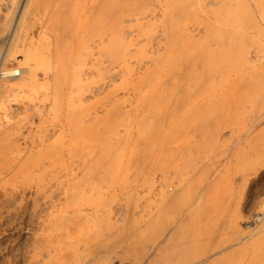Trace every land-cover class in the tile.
<instances>
[{
    "label": "rangeland",
    "instance_id": "1",
    "mask_svg": "<svg viewBox=\"0 0 264 264\" xmlns=\"http://www.w3.org/2000/svg\"><path fill=\"white\" fill-rule=\"evenodd\" d=\"M6 1H7L6 2V4H7L8 0H6ZM140 1L142 2V4H144L143 1H146V0H143V1L142 0H138V13L140 12L139 13L140 15L138 14V16H137L138 25H136L135 23L134 24H129L132 27H134L136 25L135 26L136 29L135 28H131L132 29L131 30L132 31L131 34H132L134 43H135V41H136V43L138 42V46L139 47H142V45H143V48H144L149 43V41L147 42V39L150 40V36L148 38H146L147 31H148V33L152 34L151 37L154 36L153 35L154 33H152V32H155L156 36L152 37V38L156 37L155 39H157V36L160 35V33H161V35L165 34V31L164 30L161 31L162 29H160L161 28L160 26H162V24H160V23L161 22L163 23V21H164L165 23H167V25H169L168 22H170L172 20L171 23H170V24H172V22H174L173 19H174L175 15L177 16V17H175V19H177L176 26L178 25L176 30L179 32L178 28H180V30L181 29L183 30L186 27L187 28L184 29V31L182 33L179 32L180 35H175L174 36V37L179 36V39L177 38V40H176V38L173 37L175 32H172L171 30L170 31L172 32L173 35L171 34L170 31H168V30L167 31L170 32V34L173 37V39L170 37V34L167 31H166L167 34H165V35H168L167 37H170L171 40H169L170 38H166V36L164 37V35H162L163 37L162 36L161 37L158 36V37H160L162 39L164 38L165 40H161L159 38L156 41L155 39H152L153 42H152V40L150 41L151 42L150 44L152 46L149 44V47L146 46L147 48H145V49H148V50H149V48H151L150 52L152 53V56H151V53H150V55L148 54V56L146 58L145 57L141 58L142 56L141 57L139 56L143 60L139 59V57H138V64H137V62H135L136 64L135 63L133 64V68H134L133 71L134 72L132 73V76L133 77L135 76V78H138V86H139L138 90L140 89V91H138V92H140V93H138V106L135 105V103L137 102V100H136L137 97L134 94H132V91L130 92V90L127 91L126 89H122L123 84H122V80H121L120 75L119 76H115V75L112 74L113 76H115V78L112 79V80H108L107 79L108 81H106V78H102V77L100 78L99 73L96 72L97 70H94L95 73L91 71V73H93L94 75L89 73V72L86 73V75L89 76V78L92 77V76H90V74L93 75V78L90 79L91 81L92 80L93 81L91 82L88 79L87 80L88 83L86 84V87H84V89H85L84 91H86L88 89V91H87L88 93L86 92V96L85 97L89 98L90 97L89 95L91 94V97H90L91 98L90 99L91 103H89V101H86L85 102V106H83V107H89L90 108L92 106L91 107L92 109H89V108H85V109L93 110V112L90 111L92 116L94 115L92 118L97 116L96 119L94 118V120H92L90 122V124L94 123V125L92 124L93 126L92 125H90V126H92L93 128H95V127L98 128L97 130L100 133L97 131L95 133L96 136H98L99 139L101 138L102 141L103 140L106 141V142H102L101 143L102 147L105 146L108 143V141H111L110 143L115 144L114 145L115 149H114L113 152H111L113 158L111 156H110L111 158L106 156V158L104 157V159H102L101 156L103 154H105V150H107V148L106 149H104V148L106 146L101 148V149H99L100 146H101L100 144H99V146L95 147V146H92L91 144L87 143L85 145V148H86L85 149V148H83V146L80 145L81 144L80 143L76 147V142H77V144L79 143V141L81 142V140L83 142V139L80 140L79 139L80 135L77 134V136H76V133L74 135L72 134V132L70 134H68V131L70 129L67 128V127H69L71 129H73L72 128L73 126L72 127L70 126L71 125V120L69 119L70 120L69 121L67 119L70 118L69 115L71 114V113L69 114V112H71V111H69V110H71V108H68V107H70V105H69L70 101H71L70 97L73 96V99H77V97L74 96V95H76L75 90L77 88L74 87V90H73V88L71 86V83H73L72 76L74 77L73 73H75V68L78 67L77 63L75 62L76 58H78L77 54H75V53L73 55L68 54V53H70L69 52L70 51L69 50L70 47L68 48L67 46L71 45L70 38L75 39V40L77 39L76 38V36H77L76 34H78L77 33L78 29L76 27V25H78L77 23H81L82 22L84 24V22L83 21L80 22V20H77V18L75 17L76 18V19H74L75 20V25L72 24L73 28H68L66 25H68L69 23L66 24V23H64L65 20L63 21V20H61V18H59V16H61V15L58 16V13L60 11L57 9L58 7L56 5H54V8H55V6L57 8H55L54 11H51V10L54 9L53 8V4L56 3V2H53V0H51V1L40 0L39 1L40 3L38 5H36V6H34L33 11H32V16H31V19H30L31 21L28 22L25 32L27 34L26 43L28 44L32 40L34 46L35 47L38 46L36 48H37V50L39 52V55L41 54L40 55V59L42 57V60H40L41 61L40 62V66H42V67H40V69L37 70L38 71L37 72L38 73L37 81L39 83L42 82V83H40L41 86H39L38 82L36 81L35 83L38 86V88L37 87H33L34 83H32L29 86L30 89L28 87L29 91L26 88L24 91H22V93L10 94L8 92V94L7 93L3 94L4 98H1L2 96H0V98H1L0 100L4 101V103L2 101V103L4 105H2V103H1V106H0V120H1L0 121L1 122L0 123V125H1L0 134L2 133L4 135V136L1 135L2 137L0 136V138H1V141H0L1 142L0 146L1 147L0 148L1 149L6 148V147L2 146V144L5 143L4 141L7 140V137H10L11 142H12V137L10 136L11 134L13 136V143H15L14 141H16V139H19V141L17 140L16 143H17V145H19V143L21 142L20 146H17V145L16 146L17 147H23V151H22V148H19L21 150L18 149L21 152V154L18 151L17 152L19 154L15 151L16 154H18V159L19 160L17 159L16 154L13 151V150H15V147L13 149V146H9V145H11V142L9 141L10 139H8L6 141V145L5 146H7V148H8V146L10 148L12 147V149H10V148L9 149L11 150V153H12V151H13V153L11 154L10 151L7 153L6 152V151H8L7 148H6V150H3L4 153L0 149V153L2 152L3 156L6 155V153H7L8 157L10 156V158L12 160V161L9 160L10 162L6 163V164H9V166H10L9 167L7 165L8 166L7 167V166H5V163L2 164L3 163L2 161L5 162V160H8L9 158L7 157V159H6V156L3 157L0 154V156H1L0 157V162H2L1 166L3 167V165H4V168L6 169V171L4 169L3 171H5V172H3L1 170L2 168L0 166V176L3 175L4 173H6V175H7L8 171L10 169V172L7 175L9 178L5 174H4L3 178H2V176L0 177V181L2 180L0 182L1 183L0 184V231H2V229L5 230L7 228L8 229H10V228L11 229H15V231H13L14 232V236L15 235H16V237L19 236V238H21L22 241H21V239L18 240V237H17V241L14 244V246L9 248L10 250H12V249L14 250V249H17L19 246H21L22 242L26 243V241H27L26 244H30L28 240H30V242H32L31 240L34 239L33 235L36 236V235L40 234L41 231L44 230V229H39L42 226V223L38 222V220H37V219H39L40 216L41 217L42 216L45 217L46 215H50V214H53V215L56 214V216L64 214V215H68L69 216V213H71L70 215H73V213H76L78 211H79L78 213L81 212L82 215L86 216V215H89L91 213H95L94 212L95 209L93 207V203L96 200V202L94 203L95 206H96L97 202H98L97 204H99L100 201H97V199L100 198L104 203H106L107 208H109L111 210L110 211V221L112 220V222H110L111 223L110 226L112 225L111 226L112 229H107L106 228L107 226L106 227L104 226V228H106L105 231H107V233H105V231H104L103 235L105 236L107 234V235L111 236V233H114V231L116 230L115 233L117 232L116 233L117 235L115 234L114 236L117 239H112L114 237L113 234H112L113 237L108 236L111 239V240L109 239L108 242H107V239H108L107 236H105V237L102 236V238L100 237V239L98 238L97 240H93L92 239V241H94V243H97L98 240L102 239L101 241H103V240L106 239L105 243L110 244V246L108 245L109 247L112 246L111 249H113L115 251V253L114 252L113 253L110 252V254H112L110 256L111 258L110 257H106L105 258V260H107V259L109 260V258H110L109 261L107 260L108 264H117L119 259H120L119 262L122 261L124 256L127 255L129 252H131V250H134L135 248H137V249L139 248L141 253H139V251H138L139 249H138L137 252L133 251L132 255H131V253H129L130 255L128 254L126 256L127 257L126 259L130 258V261H131L132 264H139V263H141V264H144V263L145 264H152L150 262L146 263L145 261L146 260L147 261L148 260H151V261L155 260V256H153L154 255V253H153L154 252V248H153L154 245L153 244L155 243L154 240L156 238V232L158 230L156 229L157 227H155L156 225H154L151 220H152V217H153L154 212H155L154 211L155 210V205H154L155 204V199H154L155 196L154 195H155L156 192L154 190H151L152 192L148 191L149 190L148 189L149 186H147V184H146L147 182L143 183V181H147L148 179H150V180L154 179V177H155L156 180L160 179L162 171L160 170V166L159 165L157 166V162H156V159H158V157H157L158 153H160V152L162 153V150H163L164 152H169L171 154V151H172L173 154L171 155L170 161L173 163V165H172L171 175L170 176H171V179L173 181L170 180V182L172 184V189L176 191V194H175L176 197L174 198V200L176 199V201H174V204L177 205V206H173V210L171 209V211H170V212H172V214L170 213L171 216L170 215H168V217L165 216L167 219L165 218L166 220L163 221L164 226L162 224V226H163L162 229L164 230V232H165V230L169 231L168 234L167 233L164 234V238L165 239H166L167 235H168L167 239H168L169 235L170 236L173 235V234L174 235L171 236L172 242H170L171 244L169 243L168 247L169 246L170 247L167 248V251L165 250V252H163V254H162L163 257L162 256L157 257L158 261H159V264H162L163 261H164L163 262L164 264H166L167 262H169V264L170 263L173 264L174 261H176V260L179 261V259L182 260V262H183V261H185L187 259L186 256L187 257L190 256V258H189V260H190L191 259V253L194 252L193 255L195 253L196 254L200 253L201 248L204 247V246H205L203 248L204 250H202L201 252L205 251L206 248H207V251L210 252L212 250L213 246H215L217 244L216 241H219V240H221L223 238L224 239H231V241L234 244H237L238 242H242V238H243V243L244 244L243 243H241L242 245L238 244L236 249L232 250L226 256H224L225 259H223L224 257L223 258L215 257L218 260L217 264H244L245 262H246L245 264H249V263L250 264H259V263L260 264H264V244H263L264 236L263 235H259V236L254 237V234L253 235L251 234L252 230L254 228L253 227L254 223L251 222V220H253V219H251V218L253 216L252 214H255V212H256V208H255V205H254V202H255L254 193H256V191L258 189V186L262 187L261 185H263V181H264L263 175L264 174H261L260 176H258L257 181H254L253 177H250V178H252V180L250 182L244 181L245 176L249 174V172H250L249 169L251 168L250 160L252 158V155H251V150H250L251 148H250V145H249V141L251 140V138L254 136L255 133H258L260 135V137H259V141L260 142L264 141V120L259 122L255 126H253V123L255 122L256 117L259 114L258 112H262L261 109L264 108V106H263V104H264V84H263L264 83V78H263L264 77V13L263 12L264 11L262 9H260L261 7L260 8L258 7L259 5L256 6L255 3L254 4L251 3V5L248 4V6L250 5L249 8L252 11L249 9L248 11L245 10V12L242 11L240 15L238 14L239 18L241 17V15L243 17L242 21H243V24L245 26L243 25L244 27H242V29H244V31H243L244 35H241V38H240V35H239L234 40V36L232 34H234L235 30H236V23L234 21L237 18L236 17L237 15L234 13V10H233L234 9V4L236 3L235 0H189L188 2H187V0H185V1L183 0L184 2H182V1L177 2L179 6L178 7L176 6L177 8L173 9V10H172V8H174L173 4H175V2L172 4V6L169 5L170 7L169 6L167 7L166 5H164V4H166V2H165L166 0H163V1H157V0L148 1L147 0L148 3L145 2V5L147 4V6H146L147 8L145 6H143L144 7L143 9H145V10H142V12L140 10V8H142V6L141 7L139 6L140 5ZM176 1H178V0H176ZM262 2L264 3V0H262ZM36 3H37V0H35V4ZM6 4H5L4 1H0V8H2V9H0V11H4V7H5ZM163 6H164V8L166 6V9H164ZM51 7L53 9H51ZM147 9L149 11H147ZM170 9L173 11L172 13H176V14L172 15ZM164 10H165V12H164ZM168 10L170 12H168ZM55 11H57V13ZM143 11H146L145 14L143 13ZM154 11H155L156 15L154 14ZM250 11H251V13H250ZM147 12H148V14H146ZM166 12L170 13L173 17L170 16V15L169 16L172 17L173 19L172 18H171V20L168 19L169 16H168V13H166ZM52 13H56V14H52ZM152 13H153V16L151 15ZM165 13H166L165 19L167 18V20H170L168 22H167V20L165 21V19L163 20V18H164L163 16L165 15ZM60 14H62V13L60 12ZM158 14H160V15H158ZM161 14H164V15L162 16ZM49 15L51 16V18L49 17ZM72 15L74 17V14H71V17H70L72 19L71 22L73 21ZM67 16H68V18H67ZM67 16H66V18L70 19L69 15H67ZM159 16H161L162 19H161V17L159 18ZM56 17L59 18V19H57ZM242 17H241V19H242ZM66 18L64 17V19H66ZM152 18L155 19V20L157 19V22H159L158 25L154 24V25H157V26H154L155 29H153V25L149 24V23L152 24L154 22V20ZM239 18H237V20ZM62 19H63V17H62ZM59 20L61 22L62 21L63 22L61 23ZM150 20L153 21V22H151ZM178 20L179 21L181 20L182 22L180 21L181 22L180 23ZM194 20L196 22H194ZM201 20L203 22H205V23H215L217 25V27L219 26V28H222V29H224V31L228 32V33H225L224 39L219 42L220 46L222 44L227 45L229 43L231 45H233L234 44L233 42H236V45H238V47H240V51H242V50L244 51V53L242 51V57H240V59H243L245 62L243 60L241 61L239 59L238 67L234 65V67H232V69L229 71L231 66L228 64L229 61L227 62V64L229 65L228 66L225 63V60L227 59V57H231L234 51L231 52V50H229V51H225L224 50V53L221 54L220 57L221 56L226 57L225 60H224L225 64L223 63L224 65H226L225 66L226 69L224 68V70L218 71V73H221L223 75V77L227 75L229 79L227 80V78H226L227 76H226L225 77L226 79L224 78L226 82L218 81L212 87H209L208 84L203 83L204 81L202 79H204V76L200 75V73H203V72H201L203 67L201 68V66H199V62H197V61H200L199 57L202 56L201 59L204 57L203 53L205 51L206 43L207 44L211 43L210 42V37H208L209 35L208 34L206 35L205 32H203V30H202V26L200 24L202 22ZM183 21H185V23ZM146 23H148V24H146ZM165 23L163 24L164 27L162 26V28H164L166 30L167 26H165ZM60 24H63L64 26L60 25ZM144 24H145V26H144ZM189 24L191 25V27H192V25L193 26L195 25V26L193 28H191L190 26L188 27ZM146 26L148 27V29H146L145 37H143L142 36L143 34L141 35L143 30L141 31L140 27H142V29H145L144 27H146ZM149 26H152L151 29L153 31L149 32L151 30V29L149 30ZM169 26H168V29H171V28H169ZM199 26L201 27V29L197 28ZM251 26L253 28H250ZM74 28H75V30H72ZM158 28L160 30L159 33H158V31H159ZM172 28H173V26H172ZM70 29H71V31H69ZM191 29L194 30V31L192 32ZM186 30L187 31L189 30L188 31L189 35H187L188 33H187ZM70 32L71 33L75 32L76 36L74 35V33H73L74 36H71ZM190 33H192V34H190ZM63 34H64V36L66 34H68V35L70 34V36L67 35L68 37H70L69 39H68L67 36H65V38L67 37V39L69 41L63 37ZM229 34H231V37H229ZM5 36H6V33L3 32V31H0V39L4 38ZM190 36H193V37H190ZM136 37L138 39H136ZM62 38L65 39V40H63ZM251 38L253 40L250 41ZM236 39H239V40H236ZM66 40H67V42H66ZM141 41L143 42V44H142ZM31 42L29 44H32ZM66 43L67 44L70 43V44L67 45ZM136 43L134 45H136ZM158 43H159V46L157 45ZM202 43H203V45H202ZM178 45L182 49H180V47ZM193 45H194V47H193ZM139 47H138V49L140 51L138 50V53L141 52V49H142V48H139ZM177 47L179 48V50H178ZM190 47H193V48L189 49ZM238 47L235 46L236 49ZM134 48H136V47H134ZM197 48H199V49L201 48L200 49L201 51L199 49H198L199 50L198 51ZM186 50L188 51V53H187ZM192 50H194V52H198V55L196 54V56H194L195 54H194V52ZM167 51H168V53H166ZM66 52H68V53H66ZM158 52H159L160 55L158 54ZM182 52L185 53V54H183ZM66 54L69 55V56H67ZM161 54H162V56H161ZM188 54H190L191 57L194 54L193 56H194V58H196V60L194 59L196 61V65H193V63H194L193 61L194 60L191 62L192 65L190 64L191 60L188 61V59L191 58V57ZM158 55H159V57H164V58L166 57L165 63L169 67L166 64H165L166 66H162L163 63L160 62L161 63L160 64V63H157L156 61H154L155 59L158 60V62L160 61V59H158L159 58ZM17 56H19V57H17V59H21L20 58V54H18ZM63 56H65V57H63ZM68 57H70V58H68ZM150 58L152 60H149ZM164 58H161V60L162 59L164 60ZM174 58H176L175 59L176 62L174 61L175 63L173 62ZM183 58H185V60ZM198 58H199V60H197ZM144 59H147V62L151 66V69H150V66L148 65V63L146 62V60H144ZM65 61L69 65V71L68 72H70V73H68L67 76L72 78V79L69 78L70 82H68L69 79L67 78V80L65 82L66 84H64L65 86L63 88L60 86V88H62V90L61 89L57 90V88L59 87L58 86L59 84L55 87V85H56L55 83H57V82L54 81L56 79H52V78L56 77L57 74L55 76H54V74L56 73L55 71L57 69L60 72V66ZM152 61L154 62V64H152L153 63ZM155 63H157V66L160 64L159 69L157 68L158 71L156 70L157 72L153 70L156 67ZM200 63L202 64V61ZM16 64L18 65L19 63L18 62L17 63L16 62H11L8 65H9L10 68H14V67H17ZM239 64L241 65V67L239 66ZM152 65H154V66H152ZM189 65H191V66H189ZM180 66H181V68H180ZM192 66H194L196 68L199 67L198 68L199 71L197 69L194 70ZM144 67H145V69H144ZM239 67L241 69H239V71H238ZM46 68L48 69V72H49L50 76L47 74L48 72L46 71L47 70ZM147 68H148V70H147ZM160 68H161V70H160ZM233 68H236V69H233ZM149 69L151 70V72L156 73V74H154V75H156V77L153 76V79L156 78V81L154 80L155 83L152 82V84L153 83L155 84V85L153 84L154 85V89H155V91H154L155 94L153 93L154 89L150 90V86H149L150 84L149 83H143L145 81L144 79H146L145 77L147 76V74L152 75L151 72L149 71ZM170 69H172V70L170 71ZM189 69H190V71H189ZM118 70H121V68L118 69ZM159 70L161 71V73H160ZM232 70H234L233 74H232ZM146 71H148V73ZM85 72L86 71H83V73H85ZM43 73H45V75ZM81 73L82 72H80V74ZM96 73H98V75ZM186 73L188 75V78H187ZM81 75L84 76L85 74H81ZM86 75H85V78H87ZM178 75L181 76L182 78L179 77ZM236 75L241 76V78L243 77L245 83L248 84V85H246L244 83L243 86H242L243 89L245 88L246 90L243 91L242 89H240L244 93L243 94L242 92H240V93H242L240 95L242 99L238 97L240 93H236V92H239L238 91L239 87L237 86V90H234L233 87H232V86H234L235 83H233V81H231V80L233 79V77H236V78L233 79L235 81V79H237V77H238ZM262 75H263V77H262ZM39 76L40 77L42 76V77L40 78ZM139 76H141V78ZM229 76L232 77V78H230ZM47 77H48V79H46ZM250 77H251V79H250ZM238 78H240V77H238ZM255 78H256V81H255ZM168 79L169 80L171 79L170 83H168ZM174 79H176V80H174ZM246 79L248 80V82H247ZM46 80H47V82H44ZM181 80H183V81H181ZM103 81H106V82L104 83ZM258 81H259V83H258ZM140 82H142V83H140ZM177 82H178V84H176ZM231 82L233 84L232 86H231ZM47 83H49V84H47ZM160 83H161V85H160ZM105 84H106V86L107 85L111 86L110 87L111 91L114 90V87H118V90L120 88V90L119 91L117 90L115 92V94H117V96H118L117 98H119L120 101L122 102V108H123L122 111L124 113H126V111H127L126 114H127V116L130 117L129 118L130 120L128 121L129 122L128 124H129V127H131L130 128L131 129V136H130L128 141H127L128 138L124 139V141H123V138L125 137L124 130H123V129H125L124 126H118L117 123L115 122L116 124L114 123L115 125L113 127L114 128L117 127V129H114L112 131V133H110V134L106 132L108 134L107 137H106L105 136L106 134H104L105 131H103V129H104L103 125H99L98 124V122H100L99 118L100 119L103 118V112L102 111H104L103 108H104V104H105L103 101L105 100V96L107 94V93L105 94L104 91L107 90V92H108L110 90L109 87L105 86ZM204 84H206V85H204ZM141 85H143L144 87L141 86ZM188 85H190V87ZM249 85H251V86H249ZM31 86L33 87V89H35V88H37V89L32 91V89H31L32 87ZM167 86H168V89H167ZM43 87H44V89H43ZM89 88H91L90 89L91 92H89L90 91ZM100 88L101 89L104 88V89L101 91ZM160 88H161V90H159ZM156 89H158L159 91L156 90ZM176 89L177 90L180 89V90L177 91ZM52 90L53 91L57 90L58 93L60 91L59 95L56 94L57 91H55L56 93L55 92L52 93L53 92ZM98 90L101 91L100 93H102V92L103 93L102 94H98L99 93ZM124 90H126V91H124ZM143 91L145 92V97L143 95L144 94ZM249 92H250V94H249ZM195 93H196V95H195ZM95 94H96V96H95ZM146 94H148V95H146ZM235 94H238V96H237L238 98H236ZM92 95H94V96H92ZM152 95H153L154 98L151 97ZM177 95H179L180 97L179 96L177 97ZM245 95L247 97H249L251 102L256 101L254 103L258 107L255 106L256 108L253 109L252 107H254V106L252 105V103L249 102V99ZM11 96H13V97H11ZM57 96L58 97L60 96V97L58 98ZM61 96H62V98H61ZM242 96H244V97H242ZM55 97H56V99H55ZM85 97H84V99H85ZM135 97H136V99H135ZM149 97L153 98L152 105L150 104V105H145L144 106V103H145L144 100L146 98H149ZM9 98H10L11 101H13V103L10 102ZM57 98L59 100L63 99L61 101L58 100L59 103L62 102L60 107H58L59 105L58 106L56 105L58 103H55ZM123 98H125V99H123ZM164 98H166V99H164ZM6 99L8 100V103H7ZM162 99H163V102L161 103ZM177 99H179V102H178ZM214 100H218V102L219 101H223L226 104L227 107L223 103L224 105H221L222 108H219V107H221L219 105L222 104V102H219L220 104H218L217 110L221 109V111L219 110L220 114L222 113L221 115L219 114L221 116V118L218 119V120L209 121L207 124H209L212 127H219L220 130L223 129L224 132H223L222 135H224L223 136L224 138L225 137L229 138V136L231 135L233 137V141L237 140L238 145L235 148V150H233L231 152H228V151H225V152L213 151V147L215 146V141H216L217 135L212 140V151H213L212 152L211 151V140L209 138V135H206V136L203 135V125L201 124L202 123V119H203V115H204L203 114L204 111L202 109L203 108V104L205 106L206 103H208V102L211 103ZM233 100H235V101L233 102ZM257 100L259 101L258 102L259 104H257ZM73 101H75V100H73ZM235 102H236V104H233ZM180 103H182V104H180ZM261 103H263V104H261ZM83 104L84 103H81L80 106H82ZM90 104H91V106H89ZM154 104H155V106H154ZM170 104H172V105L170 106ZM78 105H77V108H80V107H78ZM147 106H149L148 109H147ZM174 106H175V108H173ZM259 106H261L260 109H259ZM8 107H9V111H10V116L9 117L6 116V114H5V112L8 110ZM10 107H13V108H11L13 110V112L10 109ZM39 107H41V108H39ZM15 108L18 109V112L16 111ZM136 108H138V109H136ZM154 108H156V109H154ZM27 109H29V110H27ZM81 109H83V110H81ZM85 109L82 108V107L80 108L81 111H84ZM190 109H191V111H190ZM255 109H257V110H255ZM24 110H25V112H24ZM60 110H62V111H60ZM87 110H85V111H87ZM137 110H139V111H137ZM142 110H144V112ZM154 110H155V112H153ZM166 110L169 111V113ZM59 111H60V113H59ZM67 111H68V118H67V115H66ZM149 111L151 113H149ZM230 111H231V113H230ZM63 112H64V114H63ZM136 112H138V114H139V116H138L139 119L141 117H143V116H145L146 118L150 117V118H153L155 120L158 119V118H160L159 120L162 119L161 121L164 122V124L162 122V124H163L162 131L163 130L164 131H163V133L161 131V133H159V136L154 138L156 141H154V139H153L151 141H148L149 142L148 144H146L147 142H142L141 146H140V143H139V147H141L142 149H140V148L138 149L139 151L141 150V152H139L138 155H140L141 153H142V155H140V156H131L132 154H130V153L133 150L132 148L134 147V144L136 143V140L138 141V137H136L137 136L136 135L137 134L136 126L138 124V121H136V117H135L137 115ZM201 112H202V114H201ZM157 113H159V114H157ZM213 113H212V115H213ZM225 114H227V115H225ZM165 115H167V116H165ZM65 116H66V118H65ZM186 116H188V117H186ZM198 116H199V118H198ZM156 117H158V118H156ZM193 117H195L196 119L193 118ZM42 118H43V120H45L44 124L46 122L45 126L40 124L43 121V120H41ZM7 120L10 121V122H8ZM40 120H41V122H40ZM62 121H63V123H61ZM161 121H159L160 124H161ZM32 122L34 124H36V125H33ZM167 122H168V124H167ZM184 122H185V124H184ZM67 123L69 124V126H67L68 125ZM62 124H66V125H63V127H62ZM178 124H180V125H178ZM38 125L39 126L41 125L42 128H40V129H42L41 130V131H43L42 133H40L41 131H40ZM97 125H99L100 128ZM187 125H188L189 128L187 127ZM111 126H110V128H111ZM164 126H165V128H164ZM32 127H33V130H32ZM45 127H47V128H45ZM57 127L58 128L61 127L59 131H58ZM66 128L68 129L67 132L65 131V130H67ZM101 128H103V129H101ZM36 129H38V130L36 131ZM61 129L62 130L65 129L63 131L67 135L66 136L64 135L66 138L63 136V140H66L65 142H63V140H61L59 142L65 143L67 146L65 144H63V148L64 149H62L61 151H59V149H57V150L51 149V151L49 150V153L47 152V154H46V152H44L45 155L43 156V159H42V162H41V167H40L41 169L38 168V163L35 160V157L37 156L36 152L37 151L39 152V149H40V151H42V149L44 150L46 145L48 144V146H49L50 145L49 143H51L50 141L53 138L57 137V136L54 137L53 135H52L53 136L52 137L50 134H54L55 135V133L56 134L58 133L57 135H59V137H61L62 133H61V135L59 134ZM13 130H14V132L16 134H18V136L16 134L13 135L14 134V132H12ZM54 130H56V131H54ZM115 130L118 131V132H116ZM107 131H108V129H107ZM7 132H8V134L9 133H11V134L8 135ZM64 132H63V134H64ZM173 132H174V134H173ZM113 133H115V134H113ZM164 133H165V135H164ZM48 135H50V136H48ZM110 135H113V136H110ZM5 137H6V140L3 139ZM14 137H16V139ZM43 137H45L46 140H44ZM71 137H75V138H71ZM171 137H173V138H171ZM224 138H223V140H224ZM228 138H225V139H228ZM47 139L48 140L50 139L49 142H48ZM71 139H73V140H71ZM96 139H97V137H96ZM70 140L72 141L71 143H70ZM164 140H166L167 142L165 141V143H164ZM182 140H184V141L182 142ZM45 141L47 142V144H45L46 143ZM52 141H54V139ZM37 142L38 143L40 142V143L38 144ZM7 143L8 144L10 143V144L8 145ZM13 143H12V145L15 146L16 143L15 144H13ZM74 143H75V145H74ZM154 143H156V144H154ZM207 143H208V145L210 147V149H208V150L205 147V145ZM21 144H22V146H21ZM52 144H55V143H51V145ZM123 144H124V146H122ZM137 144H138V142H137ZM144 144H146V145H144ZM152 144H154V145H152ZM25 145H26V147H25ZM82 145H84V144H82ZM89 145L91 146L90 148H89ZM234 145L235 144H233L231 146H234ZM58 146H60V144ZM70 146H72V147H70ZM129 146H131L130 147L131 150H129ZM119 147H121V148H119ZM124 147H126V149ZM161 147L163 148L162 150H161ZM24 148H26V149L24 150ZM36 148H37V150H36ZM47 148L48 147H46V150H47ZM71 148H73V150ZM80 148L81 149L83 148L84 150L83 149L81 150ZM149 148L152 149V150H150ZM52 150H53V152H52ZM91 150H93V151H91ZM116 150H117V152H116ZM180 150H181V152H180ZM219 152H221V153H219ZM215 154H216V156H215ZM34 155H35V157L33 158L32 156H34ZM86 155H87L88 158L86 157ZM120 155H121L122 159L125 158L124 162L122 161L124 163V166L121 168L122 172L123 171L125 172V170H126V172L128 174L127 173H122L120 168H117V166L115 165V163L113 161V159H116L117 156L119 157ZM84 156H85V158H84ZM2 157L5 160L4 159L2 160ZM99 158L102 159L101 160L102 162L99 161L97 163ZM86 159H88V160H86ZM119 159H120V157H119ZM173 159L175 160V162H174ZM204 159H206V160L204 161ZM166 160H168V159L166 158ZM166 160H164V161H166ZM11 162H12V164H11ZM89 162H90V164H89ZM94 162H96V163H94ZM24 163H27V164H24ZM123 163H122V165H123ZM135 163H136V165H135ZM19 164H22V165H19ZM23 165H25V167ZM82 165L84 166L83 168H82ZM87 165H88V167H86ZM89 166L91 168L93 167V169L91 170V168H89ZM19 168H22V169H19ZM212 170L214 172H212ZM219 170H221V171H219ZM1 172H2V174H1ZM106 172L108 174H106ZM112 172H113V174H112ZM135 172H136V174H135ZM121 174H122V176H121ZM123 174H126V175H124V179L125 180L123 179ZM211 174H212V176H211ZM84 175H86V176H84ZM89 175H91V176H89ZM216 175H217V178H215V183H214V179L213 178L216 177ZM121 177H122V179H121ZM6 178H8V179L6 180ZM209 178H211L213 180V184H212L211 187H210V185H211L212 182L209 181L210 180ZM216 179H218V180H216ZM94 181H96V182H94ZM89 182H90L91 185L89 184ZM190 182L193 183V184H191ZM124 183H125V185H124ZM173 183H174V185H173ZM83 185L85 187H83ZM207 185H209L210 188ZM74 187H75V189H74ZM80 187H81V189H80ZM206 187H208L209 189L206 188ZM204 189H206V190H204ZM209 190H211V191H209ZM147 191H148L149 194L147 193ZM175 191H173V192H175ZM206 191H208V192H206ZM99 192H100V194H98ZM83 193H84V195H83ZM73 195H74V197H73ZM198 195H199V197H198ZM206 195H207V197H206ZM95 196L97 198H94ZM136 197H138V198H136ZM194 198H196L195 200H197V201L194 200L195 203L192 200ZM201 198L203 199V201H202ZM88 199H90V200L88 201ZM136 200H137V203H136ZM138 200H139V202H138ZM206 200H207V202H206ZM92 201H93V203H92ZM153 201H154V203H153ZM201 201L205 202V203H202ZM89 202H90V204H89ZM177 202H178V204H177ZM190 204H192L193 207H196V204H197L198 205L197 208L202 206L201 212L197 211L198 215H199V218L196 217L197 214H194V213H196V210H198V209L194 208L196 210H193V207ZM190 206L192 208H190ZM64 211H66V212H64ZM188 212H189V214H188ZM111 213H112V215H111ZM151 214H153V215H151ZM236 214L239 215V216H237ZM98 215L106 216L104 212H101V214H98ZM187 215H190V217L192 218V220L194 222L190 221V220H188V221H190V223L187 222V219H185V218H187L186 217ZM201 215H202V217H201ZM21 216L23 217V219H22ZM111 216H113V217H111ZM131 216L132 217L134 216V217L132 218ZM234 216L235 217H240V218H237L238 219L237 223H236L237 225H235V219H234L235 217ZM28 217H29V219H28ZM125 217H126V219H125ZM121 218H123V219L121 220ZM149 218H150V220H149ZM181 218L183 219V221H185V220L186 221L185 222L182 221V225L180 227L181 229L175 228V230H174V226H173L174 222L175 223L178 222V220L181 219ZM188 218H189V216H188ZM145 219H146L147 222L145 221ZM256 219L257 218H255L253 221H255ZM29 220H31V221H29ZM136 220H139V221H137V223H134ZM19 221H21V222H19ZM114 221H115V223H114ZM132 221H134V222H132ZM118 222H119V224H118ZM123 222H124V224H123ZM138 222L140 223V226L142 225L141 226L142 228H140V226L138 225ZM144 222H146V223H144ZM148 222L150 223V225H149ZM164 222L166 223V225H165ZM24 223L27 225V226H24L26 229H20V230H22V231H20L17 227L19 225L20 226L23 225ZM141 223H143V224H141ZM183 223H185V224L183 225ZM48 224L49 223H47V225ZM133 224L134 225H138V227L134 226V228H135L134 230L132 229L133 227H131V226H133ZM151 224H153V225H151ZM169 224H171V226H169ZM186 224H188V226ZM118 225H119V227H117ZM147 225H149V226L147 227ZM251 225H253V226H251ZM126 226H127V230L124 229V228H126ZM145 226L147 227V229H146ZM150 226H151V228H150ZM233 226H236V227H233ZM113 227H114V231H113ZM136 229H139L140 231L136 230ZM141 229H143V230H141ZM167 229H169V230H167ZM176 229L177 230L179 229V230L177 231ZM110 230H112V231H110ZM129 230H131V231H129ZM135 230H136V232H135ZM108 231H110L111 233H109ZM138 231L139 232L142 231V233L140 234ZM143 231H146V232L144 233ZM240 231H241L242 234L240 233ZM18 232L20 234H18ZM128 232H131V233H128ZM235 232H236V234H235ZM43 233H45V232H43ZM118 233H119V235H118ZM133 234L135 236H133ZM119 236L122 237V238H120ZM123 236H125V238ZM251 236H253L254 239L253 238L250 239L249 237H251ZM128 237H130V238H128ZM172 237H173V239H172ZM261 237H262L263 241H259ZM103 238H105V239H103ZM118 238H120V239L118 240ZM131 238L135 239V241L132 240ZM124 239H125V241H124ZM130 239H131V241H130ZM112 240L113 241L117 240V241H115L116 245L118 244L117 246H115L116 248L113 246L115 243ZM137 240H138V243H137ZM184 240H186V241H184ZM255 240H256V242H255ZM123 241H124V243H123ZM128 241H130V242L129 243H125V242H128ZM244 241H246V242H244ZM252 241H254L255 243L252 242ZM100 242H98V243H100ZM110 242H112V243H110ZM135 244L136 245L138 244L137 245L138 247H136ZM119 245H120V248H118ZM130 245H132L133 248L130 247ZM0 246H1L0 248H2V247L6 248L8 245H6V246L3 245L2 246V244H1ZM125 247H127L126 250L127 249L128 250L131 249V250H129V252L127 250L126 251L127 253H126L125 252ZM111 249H110V251H111ZM142 249L145 250V251H143ZM123 250H124V252H123ZM120 251H122V252H120ZM134 253L136 255L139 254L140 256L138 255V257H137L136 255H134ZM120 254L124 255V256L122 255L123 258L120 257ZM193 255H192V257H193ZM117 256H119V259H117L118 258ZM144 256L145 257L147 256L146 260L144 259L145 258ZM135 257H137L138 259H135ZM148 257H150L151 259L148 258ZM160 257H162L163 261L161 259L159 260ZM168 259L169 260L171 259L173 262L169 261ZM233 259H235V260H233ZM105 260H104V263L107 262ZM189 260H188V262H189ZM101 261L102 260H100L99 263H102ZM176 263H174V264H176ZM186 263H187V261H186ZM154 264H158V263H154Z\"/></svg>",
    "mask_w": 264,
    "mask_h": 264
},
{
    "label": "bare ground",
    "instance_id": "2",
    "mask_svg": "<svg viewBox=\"0 0 264 264\" xmlns=\"http://www.w3.org/2000/svg\"><path fill=\"white\" fill-rule=\"evenodd\" d=\"M0 1H4L5 2V4H6V0H0ZM40 1V0H39ZM38 0H37V3L35 4V0H8V3L5 5V7H4V11H0V31H3V32H5L6 33V36L4 37V38H2V39H0V96H2L1 98H4L3 96V94L5 93H7L8 94V92L10 93V94H13V93H22V91H24L26 88H27V90H28V87L32 84V83H34V86L33 87H37L38 88V86L36 85V81H37V75H38V69H40V67H42V66H40V60H42V57H41V59H40V55H39V52H38V50H37V48L36 47H38V46H34V44H33V41L31 42L32 44H27L26 43V36H27V34H26V32H25V30H26V27H27V24H28V22H30L31 20V16H32V11H33V8H34V6H36V5H38L40 2H39ZM48 1H51V0H48ZM143 1V0H142ZM148 1H150V0H148ZM148 1L146 0V1H143L144 2V4H142V2L140 1V7L142 6V8H140V10H141V12H142V10H145V9H143L144 7L143 6H147V4L145 5V2L146 3H148ZM151 1H153V0H151ZM155 1V0H154ZM157 1H163V0H157ZM179 1H182V2H184L183 0H178V1H176V0H166L165 2H166V4H164V5H166L167 7L169 6V5H171L172 6V4L175 2V4H173V7L174 8H172V10L173 9H176L179 5H178V3L177 2H179ZM189 0H187V2H188ZM236 1V3L234 4V13L237 15L236 17L237 18H239L238 16L241 14V12L242 11H244L245 12V10L246 11H248L250 8V5H251V3H255L256 4V6L257 5H259L258 7L260 8V9H262L263 11H264V3L262 2V0H235ZM53 2H56L55 4H53V8H54V5H56L55 6V8H57L62 14H60V12L58 13V16L59 15H61V16H59V18H61V20H65L64 21V23H66V24H68V25H66L68 28H73L72 27V24H74L75 25V20L74 19H76L77 18V20H80V22L81 21H83L84 22V24L82 23H77L78 25H76V27H77V29H78V31H77V33L78 34H76L75 32H73L74 33V35L76 36V40L75 39H72V38H70V37H68V36H70V34L68 35V34H66L65 36H67L68 37V39L70 38V43H71V45H69L70 43H66L67 45H69V46H67L68 48L70 47V53H68V52H66V53H68V54H71V55H73L74 53L75 54H77V56H78V58H76V63H77V65H78V67L77 68H75V73H73L74 74V77L72 76V78H73V83H71V86H72V88H73V90H74V87L75 88H77L76 90H75V93H76V95H74V96H76L77 97V99H73V96L72 97H70L71 99V101H70V107H68V108H71V110H69V111H71V112H69V117L70 118H68V111H67V113H66V115H67V120H71V127L73 128V129H71V128H69V127H67L68 129H70L69 131H68V129L67 130H65V129H63V130H65L66 132L68 131V134H70L71 132H72V134L74 135L75 133H76V136H77V134L78 135H80L78 138L81 140V139H83V142H82V140H81V142L79 141V143L77 144V142H76V147L80 144L81 146H83V148H85V145L88 143V144H91L92 146H95V147H97V146H99V144L101 145V143L102 142H106V141H102V139L100 138L99 139V137L98 136H96V132L98 131L97 129L98 128H93L92 126L94 125V123H92V124H90V122L92 121V120H94V118L96 119V117H94V118H92L93 116H92V114H91V112H93V110H89V109H92L91 107V104L89 105V106H91L90 108L89 107H83V106H85V102L86 101H89V103H91L90 101V97H91V94L89 95L90 97L89 98H87V97H85L86 96V92L88 91V89L86 90V91H84L85 89H84V87H86V84L88 83L87 82V80L89 79H91V78H93V73H91V71L92 72H94V70H97L96 72H98L99 73V75H100V78L102 77V78H106V81H108V80H112V79H114L115 78V76H119L120 75V77H121V80H122V84H123V86H122V89H126L127 91H129L130 90V92L132 91V94H134L136 97H137V99H136V97H135V99L137 100V102L135 103V105H137L138 106V93H140V92H138V91H140V89L138 90V78H135V76L133 77L132 76V73L134 72L133 71V64L135 63V62H137V64H138V57L140 56H142L141 58H146L147 56H148V54L150 55V50H151V48H149V50L148 49H145V48H147V47H149V44L151 43L150 41L152 40V39H155V38H152V37H154V36H156V33L155 32H152V33H154L153 35L154 36H152L151 37V35L152 34H150V33H148V31H147V36H146V38H148L149 36H150V40H148L147 39V42L149 41V43L143 48V45H142V47H139L138 46V42L136 43V41H135V43H136V45H134L135 43H134V40H133V37H132V29L131 28H135V26L136 25H138V18H137V16H138V14L140 13H138V0H53ZM49 3V2H48ZM142 4V5H141ZM248 4H250L249 6H248ZM47 5V4H46ZM175 5V6H174ZM166 6H165V8H164V6H163V8L164 9H166ZM177 6V7H176ZM2 7V6H1ZM170 7V6H169ZM52 7H51V9H53ZM55 8L53 9V10H51V11H54L55 10ZM147 8V7H146ZM0 9H2V8H0ZM171 10V9H170ZM171 10V13L173 12ZM251 10V9H250ZM147 11H149L148 9H147ZM167 11V10H166ZM175 11V10H174ZM252 11V10H251ZM251 11H250V13H251ZM56 13H57V11H55ZM145 12L146 11H143V13L145 14ZM164 12H165V10H164ZM163 12V13H164ZM168 12H170L169 10H168ZM168 12H166V13H168ZM56 13H52V14H56ZM166 13H165V15L164 14H161L164 18H163V20L165 19V16H166ZM247 13V12H246ZM264 13V12H263ZM71 14H74V17H73V15H72V18H73V23L71 22ZM143 14V15H144ZM146 14H148V12L146 13ZM154 14L156 15V13H155V11H154ZM173 14H176V13H172V15ZM239 14V15H238ZM67 15H69V18L70 19H67L68 18V16ZM140 15V14H139ZM142 15V14H141ZM152 16H153V13L151 14ZM154 15V16H155ZM158 15H160V14H158ZM172 16L170 13H168V16ZM178 15V14H177ZM55 16V15H54ZM57 16V17H58ZM66 16H67V18H66ZM145 16V15H144ZM167 16V17H168ZM169 16V18L168 19H170L171 20V18L173 17H170ZM179 16V15H178ZM49 17L51 18V16L49 15ZM56 17V18H57ZM62 17H63V19H62ZM64 17L68 20H66V19H64ZM76 17V18H75ZM161 16H159V18H160ZM175 17H177L176 15H175ZM175 17H174V19H173V21L174 22H172V24H170L171 23V21L170 20H167V18L165 19V21L167 20V22L168 21H170V22H168L169 23V25L171 26H173V28H172V26L170 27L169 25H167V23H165L164 21H163V23L161 22L160 24H162V26H163V24L165 23V26H167V28H166V30L164 29V28H162V26H160L161 28L160 29H162L161 31H165V34H167L166 33V31L168 30V31H172V32H175L174 33V35L172 34V32H171V34L173 35V37L175 36V35H180L179 34V32L180 33H182L183 31H184V29H186V28H184L183 30L181 29L180 30V28H178V30H179V32L176 30L177 29V26H176V23H177V19H175ZM241 17H242V15H241ZM241 17L237 20V18H236V20L234 21L235 23H236V30H235V33L234 34H232L233 36H234V40H235V38L237 37V36H239L240 35V38H241V35H244L243 34V31H244V29H242V27H244L245 25L243 24V17H242V19H241ZM54 18V17H53ZM59 18H57V19H59ZM155 18V17H154ZM157 18V17H156ZM197 18V17H196ZM153 19V18H152ZM151 19V20H152ZM158 19V18H157ZM157 19L155 20V19H153L154 20V22L156 21L157 22ZM161 19H162V17H161ZM179 19V18H178ZM181 19V18H180ZM241 19V20H240ZM150 20V21H151ZM176 20V21H175ZM60 21V20H59ZM62 21V22H63ZM159 21V20H158ZM179 21V20H178ZM181 21V20H180ZM179 21V22H180ZM186 21V20H185ZM185 21H183L184 23H185ZM202 21V20H201ZM242 21V22H241ZM61 22V21H60ZM61 22V23H62ZM78 22V21H77ZM133 22V23H132ZM142 22V21H141ZM146 22V21H145ZM151 22H153V21H151ZM149 23L150 25H153V29H155L154 28V26H157L158 25V23L159 22H155V23ZM182 22V21H181ZM180 22V23H181ZM194 22H196L195 20H194ZM240 22V23H239ZM56 23V22H55ZM136 24L134 27H132V26H130L129 24ZM148 23H146V24H148ZM57 24V23H56ZM154 24H157V25H154ZM187 24V23H186ZM185 24V25H186ZM191 24V23H190ZM188 25V27L190 26L191 27V25ZM193 24V23H192ZM201 24V26H202V30H203V32H205V34L207 35H209L208 37H210V44H207L206 43V47H205V51H204V53H203V60L201 59V57H199L200 58V61H197V62H199V66H201V68L203 67V69L201 70V72H203V73H200V75H202V76H204V79H202L204 82L203 83H206V84H208V86L209 87H212V86H214V84L216 83V82H218V81H224V82H226L225 81V79L227 78V80L229 79L228 78V76L226 77V76H224L223 77V75L221 74V73H218V71H221V70H224V68H225V66L226 65H224L225 63L227 64V62L229 61V65L231 66L230 67V69H229V71L232 69V67H234V65L235 66H237L238 67V62H239V59H240V57H242V51H240V47H238V45H236V42H233L234 44L233 45H231L230 43L229 44H227V45H224V44H222L221 46H220V44H219V42L220 41H222L223 39H224V37H225V33H228L227 31H224V29H222V28H219V26L217 27V25L215 24V23H205V22H201L200 23ZM199 24V25H200ZM60 25H63V24H60ZM70 25V26H69ZM142 25V24H141ZM180 25V24H179ZM184 25V24H183ZM198 25V24H197ZM244 25V26H243ZM64 26V25H63ZM144 26H145V24H144ZM148 26V25H147ZM144 27L145 29H142V27H140L141 28V31L143 30V32L141 33V35L143 36V37H145V33H146V29H148V27ZM168 26H169V28H171V29H168ZM176 28H175V27ZM195 26V25H194ZM193 25H192V27L191 28H193L194 27ZM138 27V26H137ZM164 27V26H163ZM182 27V26H181ZM248 27V26H247ZM139 28V29H140ZM152 28V26H149V30ZM197 28H200L201 29V27L199 26V27H197ZM250 28H253L252 26L250 27ZM67 29V28H66ZM76 29V30H77ZM136 29V28H135ZM173 29V30H172ZM189 29V28H188ZM196 29V28H195ZM72 30H75V28L74 29H72ZM158 30H159V28H158ZM177 32H176V31ZM227 30V29H226ZM246 30V29H245ZM65 31V30H64ZM63 31V32H64ZM69 31H71V29L69 30ZM151 31H153L152 29L149 31V32H151ZM167 31V32H168ZM187 31V30H186ZM189 31V30H188ZM188 31H187V33H188ZM191 31L193 32L194 30H192L191 29ZM198 31V30H197ZM201 31V30H200ZM199 31V32H200ZM62 32V33H63ZM157 32V31H156ZM160 32V30L158 31V33ZM170 32H168L169 34H170ZM202 32V31H201ZM71 33V32H70ZM73 33H71V36H74L73 35ZM138 33V32H137ZM164 33V32H163ZM178 33V34H177ZM186 33V32H185ZM65 34V33H64ZM64 34H63V37L65 38V36H64ZM150 34V35H149ZM165 34H162V35H164V37L166 36V38H172L173 39V37L171 36V34H170V37H167L168 35H165ZM190 34H192V33H190ZM134 35V34H133ZM158 35V34H157ZM161 35V33H160V35H158V36H162ZM187 35H189V33L187 34ZM157 36V39H155L156 41L160 38V37H158ZM67 37L65 38V39H67ZM142 37V38H143ZM163 37V36H162ZM190 37H193V36H190ZM229 37H231V34H229ZM248 37V36H247ZM171 38L169 39V40H171ZM174 38H176V40H177V38L179 39V36H176V37H174ZM63 39V38H62ZM65 39H63V40H65ZM67 39V40H68ZM135 39V38H134ZM136 39H138L137 37H136ZM141 39V38H140ZM161 40H165L164 38L162 39V38H160ZM191 39V38H190ZM193 39V38H192ZM67 40H66V42H67ZM168 40V39H167ZM166 40V41H167ZM236 40H239V39H236ZM251 40H253L252 38L250 39V41ZM69 41V40H68ZM249 41V40H248ZM65 42V41H64ZM142 42V41H141ZM146 42V41H145ZM146 42V43H147ZM152 42H153V40H152ZM180 42V41H179ZM194 42V41H193ZM192 42V43H193ZM63 43V42H62ZM157 43V42H156ZM191 43V44H192ZM142 44H143V42H142ZM155 44V43H154ZM181 44V43H180ZM197 44V43H196ZM151 45V44H150ZM158 46H159V43L157 44ZM202 45H203V43H202ZM152 46V45H151ZM179 46V45H178ZM182 46V45H181ZM190 46V45H189ZM235 46H237L238 48L236 49L235 48ZM258 46V45H257ZM134 47H136V48H134ZM138 47L139 48H142L141 49V52H139L138 53ZM156 47V46H155ZM173 47V46H172ZM176 47V46H175ZM180 47V46H179ZM183 47V46H182ZM193 47H194V45H193ZM193 47H190L189 49H191V48H193ZM134 48V49H133ZM178 48V47H177ZM67 49V48H66ZM180 49H182L181 47H180ZM188 49V50H189ZM199 48H197V50H198ZM201 49V48H200ZM199 49V50H200ZM257 49V48H256ZM153 50V49H152ZM158 50V49H157ZM161 50V49H160ZM178 50H179V48H178ZM198 50V51H199ZM224 50L225 51H229V50H231V52L232 51H234L233 52V54H232V56L231 57H227V59L225 60V58L226 57H224V56H221L220 57V55L221 54H223L224 53ZM67 51V50H66ZM140 51V50H139ZM169 51V50H168ZM168 51L166 52V53H168ZM187 51V50H186ZM193 52H194V50H192ZM191 51V52H192ZM201 51V50H200ZM157 52V51H156ZM163 52V51H162ZM181 53V52H180ZM183 53V52H182ZM187 53H188V51H187ZM243 53H244V51H243ZM18 54H20V58L21 59H17V57H19V56H17ZM140 54V55H139ZM158 54H159V52H158ZM165 54V53H164ZM183 54H185V53H183ZM191 54V53H190ZM190 54H188L189 56H190ZM195 54V55H194ZM194 56H196V54L198 55V52H194ZM200 54V53H199ZM67 55V54H66ZM160 55V54H159ZM159 55H158V57H159ZM167 55V54H166ZM165 55V56H166ZM180 55V54H179ZM192 55V57L191 58H189L188 59V61H190V64L192 65V61L195 59L196 60V58H194V56ZM202 55V54H201ZM241 55V56H240ZM67 56H69V55H67ZM151 56H152V53H151ZM161 56H162V54H161ZM168 56V55H167ZM188 56V57H189ZM200 56V55H199ZM63 57H65V56H63ZM71 57V56H70ZM70 57H68V58H70ZM139 57V59H141ZM150 57V56H149ZM179 57V56H178ZM198 57V56H197ZM153 58V57H152ZM161 58H164V57H159L158 59H160V61L158 62V60H154V61H156L157 63H163V65L162 66H166L167 64L165 63V61H166V57L164 58V62L161 60ZM172 58V57H171ZM170 58V59H171ZM199 58L197 59V60H199ZM222 58V59H221ZM244 58V57H243ZM67 59V58H66ZM73 59V58H72ZM175 59L176 58H174V60H173V62L175 61ZM181 59V58H180ZM184 60H185V58H183ZM182 59V60H183ZM75 60V59H74ZM134 60V61H133ZM141 60H143V59H141ZM144 60H146V62H147V59H144ZM149 60H152L151 58L149 59ZM172 60V59H171ZM183 60V61H184ZM193 61L194 63H193V65H196V61ZM224 60H225V63H224ZM241 61L243 60V59H240ZM70 61V60H69ZM202 61V64L200 63ZM244 61V60H243ZM11 62H18L19 64L17 65V67H14V68H10L9 67V63H11ZM72 62V61H71ZM153 62V61H152ZM172 62V61H171ZM176 62V61H175ZM174 62V63H175ZM179 62V61H178ZM177 62V63H178ZM245 62V61H244ZM75 63V64H76ZM148 63V62H147ZM157 63H155V69H153L154 71H156L157 70V68L159 69V67H160V64L157 66ZM168 63V62H167ZM224 63V64H223ZM242 63V62H241ZM240 63V64H241ZM136 64V63H135ZM141 64V63H140ZM152 64H154V62L152 63ZM166 64V65H165ZM227 64V65H228ZM239 64V66L241 67V65L243 64H241L240 65ZM47 65V64H46ZM142 65V64H141ZM147 65V64H146ZM148 65H149V63H148ZM170 65V64H169ZM179 65V64H178ZM191 65H189V66H191ZM228 65V66H229ZM247 65V64H246ZM263 65V64H262ZM150 66V65H149ZM152 66H154V65H152ZM168 66V65H167ZM244 66V65H243ZM259 66V65H258ZM146 67V66H145ZM145 67H144V69H145ZM148 67V66H147ZM169 67V66H168ZM179 67V66H178ZM193 67V69L195 70V69H197L198 70V68H196V67H194V66H192ZM238 68V71H239V69H241V68ZM248 67V66H247ZM120 69L121 68V70H118V69ZM154 68V67H153ZM162 68V67H161ZM161 68H160V70H161ZM180 68H181V66H180ZM262 68V67H261ZM47 69V68H46ZM78 69V70H77ZM150 69H151V66H150ZM149 69V71L151 72V70ZM165 69V68H164ZM177 69V68H176ZM226 69V68H225ZM233 69H236V68H233ZM81 70V71H80ZM147 70H148V68H147ZM152 70V71H153ZM159 70V71H160ZM172 69H170V71H171ZM174 70V69H173ZM178 70V69H177ZM181 70V69H180ZM193 70V71H194ZM47 72H48V69L46 70ZM69 71V65H68V63L65 61V62H63V64L60 66V72H59V70L57 69L55 72V74H54V76L56 75V77H53L52 79H56V80H54L55 82H57V83H55L56 85H55V87L58 85L59 87L57 88V90L58 89H61L62 90V88L65 86L64 84H66L65 82H66V80H67V78L69 79L70 77H68L67 75H68V73H70V72H68ZM83 71H86L85 73H83ZM139 71V70H138ZM158 71V70H157ZM156 71V72H157ZM189 71H190V69H189ZM199 71V70H198ZM233 71L234 70H232V74H233ZM241 71V70H240ZM80 72H82L81 74H85L86 75V73H91V74H93V75H91L90 74V76H92L91 78H89V76H87V78H85V75L83 76V75H81L80 74ZM147 73H148V71H146ZM180 72V71H179ZM236 72V71H235ZM234 72V73H235ZM249 72V71H248ZM72 73V72H71ZM95 73V72H94ZM98 73H96L97 75H98ZM142 73V72H141ZM160 73H161V71H160ZM169 73V72H168ZM184 73V72H183ZM199 73V72H198ZM243 73V72H242ZM44 75H45V73H43ZM42 74V75H43ZM49 76H50V74H49V72L47 73ZM115 75V76H113V75ZM151 74L152 75H150V74H147V76L145 77L146 79H144L145 81L143 82V83H149L148 85L150 86V90L152 89H154V80L156 81V78L155 79H153V76L154 77H156V75H154V74H156V73H153V72H151ZM175 74V73H174ZM236 74V73H235ZM255 74V73H254ZM43 75V76H44ZM135 75V74H134ZM138 75V74H137ZM146 75V74H145ZM149 75V76H148ZM158 75V74H157ZM167 75V74H166ZM176 75V74H175ZM186 75H187V73H186ZM239 75V74H238ZM238 75H236V76H238ZM245 75V74H244ZM251 75V74H250ZM47 76V75H46ZM169 76V75H168ZM179 76V75H178ZM183 76V75H182ZM40 77V76H39ZM42 77V76H41ZM40 77V78H41ZM99 77V76H98ZM140 78H141V76H139ZM174 77V76H173ZM179 77H181V76H179ZM178 77V78H179ZM196 77V76H195ZM226 77V78H225ZM230 77V76H229ZM238 77H240V78H238ZM237 77V79H235V81L233 80L234 78H236V77H233V79L231 80V81H233V83H235L234 84V86H232L233 84H232V82H231V86L233 87V89L234 90H237V86L239 87L238 88V91L239 92H236V93H240V92H242L243 93V91L244 90H246L245 88L243 89V84L245 83V81H244V79H243V77L241 78V76H238ZM262 77H263V75H262ZM50 78V77H49ZM72 78H70V79H72ZM182 78V77H181ZM187 78H188V75H187ZM203 78V77H202ZM225 78V79H224ZM230 78H232V77H230ZM253 78V77H252ZM264 78V77H263ZM46 79H48V77L46 78ZM70 79L68 80V82H70ZM108 79V80H107ZM199 79V78H198ZM224 79V80H223ZM250 79H251V77H250ZM258 79V78H257ZM51 80V79H50ZM104 80V79H103ZM171 80V79H170ZM170 80L168 79V83H170ZM174 80H176V79H174ZM189 80V79H188ZM196 80V79H195ZM247 80V79H246ZM253 80V79H252ZM91 81V80H90ZM93 81V80H92ZM91 81V82H92ZM106 81H103L104 83L106 82ZM173 81V80H172ZM179 81V80H178ZM181 81H183V80H181ZM251 81V80H250ZM255 81H256V78H255ZM38 82V81H37ZM44 82H47V80L46 81H44ZM43 82V83H44ZM152 82H154L153 84H152ZM166 82V81H165ZM247 82H248V80H247ZM261 82V81H260ZM40 83H42V82H40ZM39 82H38V85L39 86H41V84H40ZM103 83V84H104ZM140 83H142V82H140ZM180 83V82H179ZM228 83V82H227ZM258 83H259V81H258ZM45 84V83H44ZM47 84H49V83H47ZM173 84V83H172ZM176 84H178V82L176 83ZM187 84V83H186ZM195 84V83H194ZM200 84V83H199ZM206 84H204V85H206ZM226 84V83H225ZM246 85H248L247 83H245ZM250 84V83H249ZM264 84V83H263ZM36 85V86H35ZM69 85V84H68ZM140 85V84H139ZM157 85V84H156ZM160 85H161V83H160ZM228 85V84H227ZM236 85V86H235ZM255 85V84H254ZM31 86V87H32ZM60 86L62 87V88H60ZM105 86H106V84H105ZM120 86V85H119ZM141 86H143V85H141ZM169 86V85H168ZM168 86H167V89H168ZM185 86V85H184ZM189 87H190V85H188ZM230 86V87H231ZM249 86H251V85H249ZM33 87L31 88L32 89V91H34L35 89H37V88H35V89H33ZM54 87V86H53ZM69 87V86H68ZM103 87V86H102ZM101 87V88H102ZM106 87H109V91L107 92V90H105L104 91V93L106 94V96H105V100L103 101L105 104H104V111H102L103 112V118H99V120H100V122H98V124L99 125H103V127H104V129L103 128H101V129H103V131H105V133L104 134H106L105 136L107 137V133H112V131L114 130V129H117V127L116 128H114L113 126L117 123V125L118 126H124L125 127V129H123L124 130V134H125V137L123 138V141H124V139H126V138H128L127 139V141L129 140V138H130V136H131V127H129V116H127V111H126V113H124L123 111H122V102L120 101V99L119 98H117L118 96H117V94H115V92L118 90V87H114V90L113 91H111V86H106ZM144 87V86H143ZM147 87V86H146ZM156 87V86H155ZM159 87V86H158ZM162 87V86H161ZM241 87V88H240ZM40 88V87H39ZM48 88V87H47ZM50 88V87H49ZM100 88V90L102 91L103 89H101ZM113 88V87H112ZM165 88V87H164ZM188 88V87H187ZM186 88V89H187ZM259 88V87H258ZM29 89H30V87H29ZM43 89H44V87H43ZM56 89V88H55ZM66 89V88H65ZM91 88H89V90H90ZM106 89V88H105ZM143 89V88H142ZM181 89V88H180ZM180 89H178V90H180ZM200 89V88H199ZM240 89H242V90H240ZM262 89V88H261ZM49 90V89H48ZM57 90H55V91H57ZM72 90V89H71ZM70 90V91H71ZM72 90V91H73ZM119 90H120V88H119ZM118 90V91H119ZM126 90H124V91H126ZM156 90H158V89H156ZM159 90H161V88L159 89ZM158 90V91H159ZM165 90V89H164ZM177 90V89H176ZM177 90V91H178ZM184 90V89H183ZM192 90V89H191ZM194 90V89H193ZM29 91V90H28ZM42 91V90H41ZM53 91V90H52ZM55 91H53L52 93H54ZM66 91V90H65ZM71 91V92H72ZM77 91V92H76ZM99 91V90H98ZM101 91H99V93L98 94H102V93H100ZM154 91H155V89L153 90V93H154ZM44 92V91H43ZM64 92V91H63ZM62 92V93H63ZM70 92V93H71ZM89 92H91V90L89 91ZM121 92V91H120ZM144 92V91H143ZM173 92V91H172ZM203 92V91H202ZM56 93V92H55ZM59 93H60V91H59ZM59 93H58V91H57V93L56 94H58L59 95ZM73 93V92H72ZM88 93V92H87ZM147 93V92H146ZM152 93V92H151ZM160 93V92H159ZM158 93V94H159ZM181 93V92H180ZM201 93V92H200ZM205 93V92H204ZM242 93H240L239 94V96H238V94H235L236 95V98H241V94ZM247 93V92H246ZM252 93V92H251ZM31 94V93H30ZM55 94V95H56ZM66 94V93H65ZM149 94V93H148ZM148 94H146V95H148ZM155 94V93H154ZM186 94V93H185ZM199 94V93H198ZM197 94V95H198ZM244 94V93H243ZM249 94H250V92H249ZM254 94V93H253ZM252 94V95H253ZM26 95V94H25ZM34 95V94H33ZM53 95V94H52ZM68 95V94H67ZM78 95V96H77ZM142 95V94H141ZM144 97H145V92H144ZM142 95V96H143ZM157 95V94H156ZM181 95V94H180ZM189 95V94H188ZM192 95V94H191ZM195 95H196V93H195ZM29 96V95H28ZM38 96V95H37ZM70 96V95H69ZM88 96V95H87ZM92 96H94V95H92ZM95 96H96V94H95ZM179 95H177V97H178ZM238 96V97H237ZM246 96V95H245ZM254 96V95H253ZM6 97V96H5ZM11 97H13V96H11ZM31 97V96H30ZM34 97V96H33ZM32 97V98H33ZM58 97V96H57ZM60 97V96H59ZM58 97V98H59ZM67 97V96H66ZM84 97H85V99H84ZM151 97H153V95L151 96ZM180 97V96H179ZM198 97V96H197ZM242 97H244V96H242ZM247 97V96H246ZM245 97V98H246ZM260 97V96H259ZM0 98V99H1ZM29 98V97H28ZM57 98V102L55 101V103H58V104H56L58 107H60L61 106V103H59L58 102V99ZM61 98H62V96H61ZM68 98V97H67ZM66 98V99H67ZM87 98V99H86ZM143 98V97H142ZM141 98V99H142ZM150 98V97H149ZM146 98L145 100H144V102L146 103H144V106L145 105H152V103H153V98ZM187 98V97H186ZM248 99H249V97H247ZM252 98V97H251ZM257 98V97H256ZM16 99V98H15ZM55 99H56V97H55ZM123 99H125V98H123ZM164 99H166V98H164ZM242 99V98H241ZM247 99V100H248ZM259 99V98H258ZM7 100V99H6ZM9 100H10V98H9ZM14 100V99H13ZM21 100V99H20ZM61 100H63V99H60L59 101H61ZM73 100H75V101H73ZM94 100V99H93ZM174 100V99H173ZM178 100V102H179V99H177ZM187 100V99H186ZM196 100V99H195ZM2 101L3 100H0V106H1V103H2ZM30 101V100H29ZM66 101V100H65ZM69 101V100H68ZM106 101V102H105ZM124 101V100H123ZM157 101V100H156ZM160 101V100H159ZM168 101V100H167ZM235 100H233V102H234ZM238 101V100H237ZM6 102V101H5ZM10 102L11 103H13V101H11L10 100ZM163 102V99H162V101H161V103ZM177 102V103H178ZM183 102V101H182ZM219 102H222V104H220ZM218 102V100H214V101H212L211 103H206V105L204 106V104H203V119H202V125H203V135L204 136H206V135H209V138H210V140H211V151H212V140H213V138L217 135V138H216V141H215V146L213 147V151H221V152H225V151H228V152H231V151H233V150H235V148L237 147V145H238V143H237V140L235 141H233V137L230 135L229 136V138L228 137H225V138H228V139H225L223 136L224 135H222L223 134V129L222 130H220V128L219 127H212V126H210L209 124H207L209 121H212V120H218V119H220L221 118V114H220V111H221V109H218L217 110V108H218V104H220L219 106H221V105H224L225 103L223 102V101H219ZM246 102V101H245ZM249 102L250 103H252V105L254 106V107H252L253 109L254 108H256V107H258L254 102H256V101H254V102H251L250 101V99H249ZM259 101L257 100V104H259L258 103ZM3 103H4V101H3ZM2 103V105H4ZM7 103H8V100H7ZM68 103V102H67ZM81 103H84L82 106H80L81 105ZM128 103V102H127ZM224 103V104H223ZM238 103V102H237ZM240 103V102H239ZM79 104V105H78ZM88 104V103H87ZM124 104V103H123ZM180 104H182V103H180ZM193 104V103H192ZM233 104H236V102L235 103H233ZM255 104V105H254ZM261 104H263V103H261ZM260 104V105H261ZM13 105V104H12ZM66 105V104H65ZM68 105V104H67ZM77 105H78V107H82V108H89L88 110L87 109H85V110H87V111H81V110H83V109H81L80 110V108H77ZM172 104H170V106H171ZM202 105V104H201ZM228 105V104H227ZM64 106V105H63ZM133 106V105H132ZM154 106H155V104H154ZM169 106V107H170ZM181 106V105H180ZM198 106V105H197ZM225 106H226V104H225ZM256 106V107H255ZM263 106H264V104H263ZM5 107V106H4ZM136 107V106H135ZM148 107L149 106H147V109H148ZM152 107V106H151ZM163 107V106H162ZM224 107V106H223ZM227 107V106H226ZM225 107V108H226ZM11 108H13V107H10V109ZM18 108V107H17ZM39 108H41V107H39ZM134 108V107H133ZM165 108V107H164ZM173 108H175V106L173 107ZM219 108H222V106L221 107H219ZM224 108V109H225ZM261 108V106H259V109ZM7 109V108H6ZM16 109V108H15ZM19 109V108H18ZM18 109H16V111L18 112ZM135 109V108H134ZM136 109H138V108H136ZM152 109V108H151ZM154 109H156V108H154ZM184 109V108H183ZM182 109V110H183ZM258 109V108H257ZM257 109H255V110H257ZM12 110V109H11ZM27 110H29V109H27ZM141 110V109H140ZM145 110V109H144ZM144 110H142L143 112H144ZM168 110V109H167ZM166 110V111H167ZM196 110V109H195ZM220 110V111H219ZM228 110V109H227ZM230 110V109H229ZM262 110V112H258L259 114H258V116L256 117V120H255V122L253 123V126H255L256 124H258L259 122H261V121H263L264 120V108L263 109H261ZM260 110V111H261ZM60 111H62V110H60ZM60 111H59V113H60ZM66 111V110H65ZM91 111V112H90ZM137 111H139V110H137ZM181 111V110H180ZM190 111H191V109H190ZM12 112H13V110H12ZM24 112H25V110H24ZM28 112V111H27ZM153 112H155V110L153 111ZM161 112V111H160ZM168 113H169V111H167ZM186 112V111H185ZM202 112H201V114H202ZM214 112V113H213ZM142 113V112H141ZM140 113V114H141ZM147 113V112H146ZM149 113H151L150 111H149ZM162 113V112H161ZM160 113V114H161ZM165 113V112H164ZM177 113V112H176ZM181 113V112H180ZM212 113H213V115H212ZM230 113H231V111H230ZM5 114H6V116H10V111H9V107H8V110L5 112ZM58 114V113H57ZM63 114H64V112H63ZM94 114V113H93ZM96 114V113H95ZM136 121H138V124H137V126H136V132H137V136L136 137H138V141L136 140V143L134 144V147L132 148L133 150H132V152L130 153V154H132L131 156H140V155H142V153L140 154V155H138L139 154V152H141V150L139 151L138 149L140 148V149H142L141 147H139V143H140V146L142 145V142H147L146 144H148L149 142L148 141H151V140H153L155 137H158L159 136V133H161V131H162V126H163V124H164V122L163 121H161V120H159L160 118H158V117H156V118H158V119H153V118H150V117H145V116H143V117H141L140 119L138 118V116H139V114H138V112H136ZM157 114H159V113H157ZM175 114V113H174ZM220 114V115H219ZM39 115V114H38ZM145 115V114H144ZM150 115V114H149ZM185 115V114H184ZM191 115V114H190ZM225 115H227V114H225ZM229 115V114H228ZM165 116H167V115H165ZM177 116V115H176ZM183 116V115H182ZM39 117V116H38ZM186 117H188V116H186ZM202 117V116H201ZM40 118V117H39ZM38 118V119H39ZM65 118H66V116H65ZM155 118V117H154ZM165 118V117H164ZM193 118H195V117H193ZM198 118H199V116H198ZM223 118V117H222ZM172 119V118H171ZM190 119V118H189ZM196 119V118H195ZM19 120V119H18ZM24 120V119H23ZM41 120H43V118L41 119ZM41 120H40V122H41ZM66 120V121H67ZM69 120V121H70ZM134 120V119H133ZM158 120V121H157ZM164 120V119H163ZM193 120V119H192ZM1 121V120H0ZM8 121V120H7ZM16 121V120H15ZM44 121L45 120H43L40 124L41 125H44L45 126V124H46V122H45V124H44ZM159 121H161V124H162V122H163V124L161 125L160 123H159ZM184 121V120H183ZM8 122H10V121H8ZM12 122V121H11ZM94 122V121H93ZM116 122V123H115ZM186 122V121H185ZM185 122H184V124H185ZM1 123V122H0ZM33 123V122H32ZM31 123V124H32ZM61 123H63V121L61 122ZM69 123V122H68ZM67 123V124H68ZM115 123V124H114ZM170 123V122H169ZM174 123V122H173ZM188 123V122H187ZM97 124V123H96ZM113 124V125H112ZM122 124V125H121ZM167 124H168V122H167ZM197 124V123H196ZM33 125H36V124H34L33 123ZM41 125L39 126V129L40 128H42L41 127ZM63 125H66V124H62V127H63ZM90 125H92V126H90ZM99 125H97L99 128H100V126ZM112 125V126H111ZM173 125V124H172ZM176 125V124H175ZM178 125H180V124H178ZM67 126H69V124L67 125ZM109 126V127H108ZM110 126H111V128H110ZM171 126V125H170ZM0 127H1V125H0ZM34 127V126H33ZM33 127H32V130H33ZM59 127V126H58ZM57 127V128H58ZM102 127V126H101ZM187 127H188V125H187ZM194 127V126H193ZM202 127V126H201ZM45 128H47V127H45ZM61 128V127H60ZM60 128H58V131L60 130ZM164 128H165V126H164ZM169 128V127H168ZM172 128V127H171ZM174 128V127H173ZM183 128V127H182ZM185 128V127H184ZM189 128V127H188ZM12 129V128H11ZM31 129V128H30ZM107 129H108V131H107ZM198 129V128H197ZM18 130V129H17ZM38 129H36V131H37ZM42 129H40V131H41ZM47 130V129H46ZM45 130V131H46ZM62 129H61V131H60V135H61V133H62V136L61 137H59V135H57L54 131H56V130H54L53 132L55 133V135L54 134H50L51 136L53 135L54 137L55 136H57V137H55V138H53L54 139V141H50L51 143H57L56 145L55 144H52L51 145V143H49L50 145L48 146V144H47V142L45 143V144H47L46 145V147H48L47 148V150H46V147L44 148V150L42 149V151H40V149H39V152L37 151L36 153H37V156L35 157V155L34 156H32L33 158L35 157V160L37 161V163H38V168H40L41 167V162H42V159H43V156L45 155L44 154V152H46V154H47V152L49 153V150L51 151V149H55V150H57V149H59V151H61L62 149H64L63 148V144H65V143H62V142H59V141H61V140H63V136L65 135H67V134H65V132L63 131ZM73 130V131H72ZM76 132H75V131ZM170 130V129H169ZM186 130V129H185ZM188 130V129H187ZM201 130V129H200ZM116 131V130H115ZM164 131V130H163ZM163 131H162V133H163ZM0 132H1V128H0ZM12 132H14V130L12 131ZM43 131H41L40 133H42ZM63 132H64V134H63ZM99 132V131H98ZM107 132V133H106ZM116 132H118V131H116ZM46 133V132H45ZM100 133V132H99ZM7 134H8V132H7ZM9 134H11V133H9ZM8 134V135H9ZM16 133L14 132V134L13 135H15ZM21 134V133H20ZM113 134H115V133H113ZM173 134H174V132H173ZM177 134V133H176ZM226 134V133H225ZM1 135H3L2 133L0 134V136ZM6 135V134H5ZM7 135V136H8ZM17 136H18V134H16ZM25 135V134H24ZM50 135H48V136H50ZM117 135V134H116ZM120 135V134H119ZM162 135V134H161ZM164 135H165V133H164ZM168 135V134H167ZM172 135V134H171ZM170 135V136H171ZM179 135V134H178ZM4 136V135H3ZM11 137H12V142H11V139H10V137H7V140L8 139H10L9 141L11 142V145H9L8 143V145L9 146H13V149H14V147H15V150H13L14 151V153L16 154V152L18 151L20 154H21V152L19 151V150H21V149H19V148H22V151H23V147H17V146H20V143H19V145H17V143H16V141L18 140L19 141V139H16V137H14L15 139H16V141H14L15 143H13V136H12V134L10 135ZM35 136V135H34ZM52 136V137H53ZM64 136V137H65ZM95 136V137H94ZM101 136V135H100ZM104 136V137H105ZM110 136H113V135H110ZM118 136V135H117ZM122 136V135H121ZM169 136V137H170ZM173 136V135H172ZM2 137V136H1ZM20 137V136H19ZM96 137H97V139H96ZM103 137V138H104ZM105 137V138H106ZM167 137V136H166ZM175 137V136H174ZM259 137H260V135L258 134V133H255L254 134V136L251 138V140L249 141V145H250V150H251V155H252V158H251V160H250V165H251V168L249 169V174L248 175H246L245 176V178H244V181H246V182H250L251 180H252V178H250V177H253V179H254V181H257V179H258V176H260L261 174H264V141H262V142H260L259 141ZM18 138V137H17ZM23 138V137H22ZM49 138V137H48ZM58 138V139H57ZM66 138V137H65ZM71 138H75V137H71ZM95 138V139H94ZM168 138V137H167ZM171 138H173V137H171ZM223 138H224V140H223ZM4 140H6V137L5 138H3ZM14 139V140H15ZM42 139V138H41ZM43 139L44 140H46L45 139V137H43ZM68 139V138H67ZM99 139V140H98ZM109 139V138H108ZM107 139V140H108ZM121 139V138H120ZM159 139V138H158ZM157 139V140H158ZM3 140V141H4ZM6 140V141H7ZM39 140V139H38ZM48 140V139H47ZM50 140V139H49ZM49 140H48V142H49ZM71 140H73V139H71ZM70 140V143L72 142ZM77 140V139H76ZM110 140V139H109ZM167 140V139H166ZM166 140H164V143H165V141ZM178 140V139H177ZM181 140V139H180ZM0 141H1V138H0ZM2 141V142H3ZM6 141H4L5 143H3L2 144V146H4V147H6L7 148V146H5L6 145ZM21 141V140H20ZM66 140H63V142H65ZM68 141V140H67ZM126 141V142H127ZM154 141H156L155 139H154ZM174 141V140H173ZM184 140H182V142H183ZM41 142V141H40ZM39 142V143H40ZM69 142V141H68ZM67 142V143H68ZM111 141H108V143L105 145V146H103V147H105L104 149H106L107 148V150H105V154H101L102 156H101V158L102 159H104V157L106 158V156L107 157H112L113 158V156H112V153L111 152H113L114 151V149H115V144H113V143H110ZM137 142H138V144H137ZM167 142V141H166ZM172 142V141H171ZM1 143V142H0ZM12 143L13 144H15V146L14 145H12ZM38 143V142H37ZM38 143V144H39ZM94 143V144H93ZM123 143V142H122ZM121 143V144H122ZM173 143V142H172ZM60 144V146H58ZM82 144H84V145H82ZM146 144H144V145H146ZM154 144H156V143H154ZM154 144H152V145H154ZM174 144V143H173ZM183 144V143H182ZM233 144H235L234 146H231V145H233ZM17 145V146H16ZM33 145V144H32ZM41 145V144H40ZM62 145V146H61ZM66 145V144H65ZM64 145V146H65ZM74 145H75V143H74ZM143 145V146H144ZM151 145V144H150ZM205 145V144H204ZM203 145V146H204ZM8 146V148H7V150L8 151H6L7 153L10 151V153H11V150L10 149H12V147L10 148ZM21 146H22V144H21ZM29 146V145H28ZM67 146V145H66ZM122 146H124V144L122 145ZM156 146V145H155ZM154 146V147H155ZM165 146V145H164ZM163 146V147H164ZM198 146V145H197ZM1 147V146H0ZM17 147V148H16ZM25 147H26V145H25ZM41 147V146H40ZM70 147H72V146H70ZM80 147V146H79ZM91 146L89 145V148H90ZM102 147V145L100 146V148L99 149H101V148H103ZM131 146H129V150H131V148H130ZM147 147V146H146ZM205 147L207 148V150L208 149H210V147H209V145H208V143L205 145ZM3 148V147H2ZM6 148H4V149H1V151L4 153V151L3 150H6ZM10 148V149H9ZM82 148V149H83ZM119 148H121V147H119ZM125 149H126V147H124ZM123 148V149H124ZM156 148V147H155ZM184 148V147H183ZM17 149V150H16ZM19 149V150H18ZM26 148H24V150H25ZM32 149V148H31ZM72 150H73V148H71ZM81 149V148H80ZM81 149V150H82ZM86 149V148H85ZM88 149V148H87ZM92 149V148H91ZM98 149V148H97ZM103 149V150H104ZM118 149V148H117ZM150 149V148H149ZM163 148L161 147V150H162ZM180 149V148H179ZM205 149V148H204ZM36 150H37V148H36ZM84 150V149H83ZM128 150V149H127ZM150 150H152V149H150ZM159 150V149H158ZM13 151H12V153H13ZM16 151V152H15ZM91 151H93V150H91ZM99 151V150H98ZM147 151V150H146ZM166 151V150H165ZM179 151V150H178ZM212 151V152H213ZM2 152L0 153L1 155H2ZM17 152V153H18ZM52 152H53V150H52ZM51 152V153H52ZM55 152V151H54ZM82 152V151H81ZM84 152V151H83ZM116 152H117V150H116ZM148 152V151H147ZM175 152V151H174ZM180 152H181V150H180ZM204 152V151H203ZM210 152V151H209ZM221 152H219V153H221ZM6 153V155H2L3 157H5L6 156V159H7V157H8V154ZM9 153V154H10ZM11 153V154H12ZM18 153V154H19ZM58 153V152H57ZM95 153V152H94ZM150 153V152H149ZM18 154H16V157H17V159H18ZM89 154V153H88ZM121 154V153H120ZM125 154V153H124ZM148 154V153H147ZM173 153H172V151H171V154L169 153V152H164L163 150H162V153L160 152V153H158V159H156V162H157V166L159 165L160 166V170L162 171L161 172V177H160V179L159 180H156L155 179V177H154V179H146L147 181H143V183L144 182H147L146 184H147V186H149L148 187V191H151V190H154L155 192V212H154V215L153 214H151V215H153V217H152V222H153V224L154 225H156L155 227H157L156 229L158 230L157 232H156V238H155V240H154V255L153 256H155V260L154 261H151V260H146V258H147V256L144 258L146 261V263L147 262H150V263H152V264H154V263H158L159 264V261H158V258L157 257H159V256H162L163 257V252H165V250L167 251V248H169L168 247V245H169V243L170 242H172V240H171V236H173V235H169V237H168V239H167V236H166V239L164 238V234L165 233H167L168 234V232L169 231H166L165 230V232H164V230L162 229V227L164 226V224H163V221L164 220H166L167 218L166 217H168V215H170V213L172 214V212H170L171 211V209L173 210V206H177V205H175L174 204V201H176V199L174 200V198L176 197L175 196V194H176V191L175 190H173L172 189V184H171V182H170V180H172L171 179V169H172V165H173V163L170 161V158H171V155H172ZM176 154V153H175ZM227 154V153H226ZM98 155V154H97ZM122 155V154H121ZM121 155L119 156L120 157V159H119V157L117 156V158L116 159H113V161H114V163H115V165L117 166V168H120V170H121V172H122V167L124 166V159L125 158H123L122 159V157H121ZM202 155V154H201ZM219 155V154H218ZM228 155V154H227ZM93 156V155H92ZM130 156V155H129ZM208 156V155H207ZM210 156V155H209ZM215 156H216V154H215ZM1 157V156H0ZM2 157V160L4 159ZM31 157V158H32ZM86 157H87V155H86ZM98 157V156H97ZM96 157V158H97ZM100 157V156H99ZM110 157V158H111ZM116 157V156H115ZM9 159L8 160H5V162L4 161H2V162H0V166H1V163L2 164H4L5 163V166H9V164H6L7 162L9 163L10 161H12L11 160V158H10V156L8 157ZM84 158H85V156H84ZM88 158V157H87ZM95 158V157H94ZM134 158V157H133ZM141 158V157H140ZM148 158V157H147ZM166 158L168 159V160H166ZM221 158V157H220ZM102 159H100L99 158V160L97 161V163L100 161V162H102L101 160ZM151 159V158H150ZM10 160V161H9ZM15 160V159H14ZM19 160V159H18ZM23 160V159H22ZM86 160H88V159H86ZM158 160V161H157ZM164 160H166V161H164ZM174 160V159H173ZM206 159H204V161H205ZM219 160V159H218ZM16 161V160H15ZM123 161V162H122ZM220 161V160H219ZM26 162V161H25ZM86 162V161H85ZM91 162V161H90ZM90 162H89V164H90ZM134 162V161H133ZM136 162V161H135ZM155 162V163H156ZM165 162V163H164ZM174 162H175V160H174ZM211 162V161H210ZM94 163H96V162H94ZM122 163H123V165H122ZM206 163V162H205ZM216 163V162H215ZM244 163V162H243ZM11 164H12V162H11ZM24 164H27V163H24ZM101 164V163H100ZM141 164V163H140ZM152 164V163H151ZM15 165V164H14ZM19 165H22V164H19ZM92 165V164H91ZM98 165V164H97ZM126 165V164H125ZM135 165H136V163H135ZM175 165V164H174ZM217 165V164H216ZM7 166V167H8ZM12 166V165H11ZM24 167H25V165H23ZM93 166V165H92ZM100 166V165H99ZM132 166V165H131ZM219 166V165H218ZM6 167V168H7ZM10 167V166H9ZM84 166L82 165V168H83ZM86 167H88V165L86 166ZM101 167V166H100ZM141 167V166H140ZM155 167V166H154ZM211 167V166H210ZM1 170L3 171L5 168H4V165H3V167L1 166ZM89 168H91L90 166H89ZM88 168V169H89ZM98 168V167H97ZM145 168V167H144ZM159 168V167H158ZM225 168V167H224ZM9 169V168H8ZM16 169V168H15ZM19 169H22V168H19ZM41 169V168H40ZM87 169V168H86ZM93 169V167L91 168V170ZM100 169V168H99ZM132 169V168H131ZM178 169V168H177ZM209 169V168H208ZM215 169V168H214ZM17 170V169H16ZM84 170V169H83ZM102 170V169H101ZM201 170V169H200ZM5 171H6V169H5ZM5 171H3V172H5ZM8 171V170H7ZM99 171V170H98ZM111 171V170H110ZM208 171V170H207ZM216 171V170H215ZM219 171H221V170H219ZM223 171V170H222ZM242 171V170H241ZM240 171V172H241ZM10 172V169H9V171H8V173ZM93 172V171H92ZM103 172V171H102ZM203 172V171H202ZM212 172H214L213 170H212ZM211 172V173H212ZM218 172V171H217ZM247 172V173H248ZM8 173H7V175H8ZM85 173V172H84ZM87 173V172H86ZM94 173V172H93ZM122 173H127L126 172V170H125V172L123 171ZM200 173V172H199ZM245 173V172H244ZM243 173V174H244ZM1 174H2V172H1ZM5 175H6V173H4ZM4 174L3 175H1L2 176V178H3V176H4ZM88 174V173H87ZM91 174V173H90ZM106 174H108L107 172H106ZM112 174H113V172H112ZM128 174V173H127ZM135 174H136V172H135ZM134 174V175H135ZM138 174V173H137ZM213 174V173H212ZM212 174H211V176H212ZM218 174V173H217ZM6 175V176H7ZM124 175H126V174H123V179H124ZM219 175V174H218ZM0 176V177H1ZM84 176H86V175H84ZM89 176H91V175H89ZM88 176V177H89ZM121 176H122V174H121ZM137 176V175H136ZM153 176V175H152ZM8 177V176H7ZM93 177V176H92ZM102 177V176H101ZM143 177V176H142ZM214 177V176H213ZM243 177V176H242ZM263 177H264V175H263ZM9 178V177H8ZM8 178H6V180L8 179ZM212 178V177H211ZM211 178H209L210 180V182H212L211 183V185H210V187L212 186V184H213V180L211 179ZM215 178H217V175H216V177H214L213 179H214V183H215ZM99 179V178H98ZM121 179H122V177H121ZM144 179V178H143ZM208 179V178H207ZM5 180V179H4ZM125 180V179H124ZM205 180V179H204ZM212 180V181H211ZM216 180H218V179H216ZM2 181V180H1ZM0 181V182H1ZM86 181V180H85ZM84 181V182H85ZM88 181V180H87ZM91 181V180H90ZM127 181V180H126ZM125 181V182H126ZM136 181V180H135ZM173 181V180H172ZM4 182V181H3ZM9 182V181H8ZM94 182H96V181H94ZM92 183V182H91ZM135 183V182H134ZM140 183V182H139ZM191 183V182H190ZM204 183V182H203ZM202 183V184H203ZM1 184V183H0ZM83 184V183H82ZM89 184H90V182H89ZM191 184H193V183H191ZM80 185V184H79ZM91 185V184H90ZM124 185H125V183H124ZM173 185H174V183H173ZM190 185V184H189ZM209 185H207L208 187H209ZM77 186V185H76ZM96 186V185H95ZM98 186V185H97ZM130 186V185H129ZM146 186V185H145ZM193 186V185H192ZM262 187H259L258 186V189H257V191H256V193H254V200H255V202H254V205H255V208H256V212H255V214H252L251 216H252V218L251 219H255V218H257L255 221H253V220H251V222H253L254 223V226L253 225H251V226H253L254 228H253V230H252V235L254 234V237H256V236H259V235H263L264 236V181H263V185H261ZM83 187H85L84 185H83ZM82 187V188H83ZM90 187V186H89ZM125 187V186H124ZM144 187V186H143ZM142 187V188H143ZM174 187V186H173ZM208 187H206V188H208ZM209 187V188H210ZM128 188V187H127ZM130 188V187H129ZM205 188V187H204ZM208 188V189H209ZM215 188V187H214ZM74 189H75V187H74ZM80 189H81V187H80ZM207 189V190H208ZM139 190V189H138ZM142 190V189H141ZM204 190H206V189H204ZM98 191V190H97ZM136 191V190H135ZM148 191H147V193H148ZM173 191H175V192H173ZM199 191V190H198ZM209 191H211V190H209ZM101 192V191H100ZM100 192L98 193V194H100ZM143 192V191H142ZM152 192V191H151ZM206 192H208V191H206ZM197 193V192H196ZM199 193V192H198ZM204 193V192H203ZM149 194V193H148ZM75 195V194H74ZM74 195H73V197H74ZM82 195V194H81ZM83 195H84V193H83ZM92 195V194H91ZM97 195V194H96ZM197 195V194H196ZM203 195V194H202ZM77 196V195H76ZM99 196V195H98ZM136 196V195H135ZM140 197V196H139ZM197 197V196H196ZM198 197H199V195H198ZM206 197H207V195H206ZM94 198H97L96 196L94 197ZM136 198H138V197H136ZM152 198V197H151ZM105 199V198H104ZM196 198H194V199H192L193 201L195 200ZM198 199V198H197ZM202 199V198H201ZM200 199V200H201ZM90 199H88V201H89ZM114 200V199H113ZM199 200V201H200ZM77 201V200H76ZM81 201V200H80ZM87 201V202H88ZM97 201H100V203L99 204H97L96 203V206H95V202H96V200H95V202L93 203V201H92V203H93V207H94V209H95V213H91V214H89V215H82V213L80 212V213H78V212H76V213H73V215H70L71 213H69V216L68 215H58V216H56V214H50V215H46L45 217L44 216H40L39 217V219H37L38 220V222H40V223H42V228L40 227L39 229H44L43 231H41V233L40 234H38V235H36V236H34L33 235V237H34V239L33 240H31L32 242H30V240H28L29 241V243L30 244H26L27 243V241H26V243H21L22 245L21 246H17L18 248L17 249H12V250H10L9 248L10 247H13L14 246V244L16 243V241H17V237H18V240L19 239H21V238H19V236H17L16 237V235L14 236V232L13 231H15V229H2V231H0V243L2 244V246L4 245V246H6V245H8L6 248H0V264H108V261L110 260V256L112 255V254H110V252H114L115 253V251L113 250V249H111V247H109L110 246V244H108V243H105V238H103V239H105V240H103V241H101V240H98L97 241V243H94V241H92V239L93 240H97L98 238L100 239V237L102 238V236H104L103 234H104V231L106 230V228L107 229H112V225L110 226V222H112V220L110 221V209L109 208H107V205H106V203H104L100 198H98L97 199ZM195 201H197V200H195ZM195 201H194V203H195ZM198 201V202H199ZM202 201H203V199H202ZM201 201V202H202ZM210 201V200H209ZM91 202V201H90ZM90 202H89V204H90ZM115 202V201H114ZM138 202H139V200H138ZM192 202V201H191ZM206 202H207V200H206ZM85 203V202H84ZM134 203V202H133ZM136 203H137V200H136ZM153 203H154V201H153ZM200 203V202H199ZM202 203H205V202H202ZM131 204V203H130ZM177 204H178V202H177ZM201 204V203H200ZM191 206H192V204H190ZM206 205V204H205ZM131 206V205H130ZM190 206V208H192ZM96 207V208H95ZM109 207V206H108ZM198 207V205L196 204V207H193V210H196V209H198V210H196V213H194V214H197V216L196 217H198L199 218V215H198V212L197 211H199V212H201V208H202V206H200L199 208H197ZM92 208V207H91ZM194 208H196V209H194ZM254 208V209H255ZM74 209V208H73ZM112 209V208H111ZM200 209V210H199ZM203 210V209H202ZM131 211V210H130ZM151 211V210H150ZM149 211V212H150ZM175 211V210H174ZM64 212H66V211H64ZM101 212H104L105 213V215L106 216H103V215H98V214H101ZM136 212V211H135ZM192 212V211H191ZM194 212V211H193ZM129 213V212H128ZM59 214V213H58ZM68 214V213H67ZM103 214V213H102ZM131 214V213H130ZM188 214H189V212H188ZM191 214V213H190ZM202 214V213H201ZM41 215V214H40ZM111 215H112V213H111ZM116 215V214H115ZM125 215V214H124ZM133 215V214H132ZM150 215V216H151ZM237 215V214H236ZM235 215V216H236ZM8 216V215H7ZM37 216V215H36ZM35 216V217H36ZM135 216V215H134ZM133 216V217H134ZM140 216V215H139ZM166 216V217H165ZM171 216V215H170ZM184 216V215H183ZM188 216H189V218H188ZM194 216V217H195ZM234 216V217H235ZM237 216H239V215H237ZM255 216V217H254ZM22 217V216H21ZM111 217H113V216H111ZM120 217V216H119ZM122 217V216H121ZM124 217V216H123ZM132 217V216H131ZM132 217V218H133ZM182 217V216H181ZM187 218H185V219H187V222H189L190 223V221H193L192 220V218L190 217V215H187L186 216ZM201 217H202V215H201ZM245 217V216H244ZM243 217V218H244ZM254 217V218H253ZM25 218V217H24ZM118 218V217H117ZM131 218V219H132ZM148 218V217H147ZM151 218V217H150ZM150 218H149V220H150ZM166 218V219H165ZM237 218H240V217H235L234 219H235V225H237L236 223H237ZM22 219H23V217H22ZM28 219H29V217H28ZM27 219V220H28ZM112 219V218H111ZM119 219V218H118ZM123 218H121V220H122ZM125 219H126V217H125ZM130 219V220H131ZM136 219V218H135ZM169 219V218H168ZM195 219V218H194ZM36 220V221H37ZM117 220V219H116ZM142 220V219H141ZM176 220V219H175ZM188 220H190V221H188ZM23 221V220H22ZM25 221V220H24ZM29 221H31V220H29ZM119 221V220H118ZM125 221V220H124ZM128 221V220H127ZM137 221H139V220H136L135 222L134 221H132V222H134V223H137ZM145 221H146V219H145ZM170 221V220H169ZM174 221V220H173ZM177 221V220H176ZM182 221H183V219L181 218V219H179L178 220V222H174V230H175V228H179V229H181L180 227H181V225H182ZM186 221V220H185ZM185 221H183V222H185ZM196 221V220H195ZM19 222H21V221H19ZM126 222V221H125ZM147 222V221H146ZM146 222H144V223H146ZM150 222V221H149ZM148 222V223H149ZM194 222V221H193ZM234 222V221H233ZM250 222V223H251ZM37 223V222H36ZM47 223H49L48 225H47ZM114 223H115V221H114ZM131 223V222H130ZM165 223V222H164ZM171 223V222H170ZM252 223V224H253ZM28 224V223H27ZM118 224H119V222H118ZM121 224V223H120ZM123 224H124V222H123ZM122 224V225H123ZM141 224H143V223H141ZM153 224H151V225H153ZM162 224H163V226H162ZM185 223H183V225H184ZM233 224V223H232ZM116 225V224H115ZM121 225V226H122ZM138 225L140 226V223L138 222ZM138 225H134L133 224V226H131V227H133L132 229L134 230L135 228H134V226H137L138 227ZM149 225H150V223H149ZM149 225H147V227L149 226ZM165 225H166V223H165ZM187 226H188V224H186ZM24 226H27L25 223L23 224V225H19L17 228L20 230V229H26ZM29 226V225H28ZM37 226V225H36ZM104 226L106 227V228H104ZM114 226V225H113ZM142 226V225H141ZM140 226V228H142ZM169 226H171V224H169ZM168 226V227H169ZM6 227V226H5ZM109 227V228H108ZM111 227V228H110ZM117 227H119V225L117 226ZM146 227V226H145ZM147 227H146V229H147ZM154 227V228H155ZM233 227H236V226H233ZM150 228H151V226H150ZM170 228V227H169ZM17 229V230H18ZM124 229H126L127 230V226H126V228H124ZM178 229V230H179ZM240 229V228H239ZM238 229V230H239ZM119 230V229H118ZM136 230H139V229H136ZM136 230H135V232H136ZM141 230H143V229H141ZM149 230V229H148ZM167 230H169V229H167ZM177 230V229H176ZM177 230V231H178ZM236 230V229H235ZM20 231H22V230H20ZM37 231V230H36ZM110 231H112V230H110ZM110 231H108L109 233H111ZM113 231H114V227H113ZM116 231V230H115ZM115 231H114V233H111V236L110 235H105V236H110V237H113L116 233H115ZM121 231V230H120ZM119 231V232H120ZM129 231H131V230H129ZM140 231V230H139ZM138 231V232H139ZM30 232V231H29ZM43 232H45V233H43ZM144 233L146 232V231H143ZM237 232V231H236ZM236 232H235V234H236ZM43 233V234H42ZM105 233H107V231H105ZM128 233H131V232H128ZM134 233V232H133ZM140 234L142 233V231L141 232H139ZM143 233V234H144ZM240 233H241V231H240ZM16 234V233H15ZM18 234H20L19 232H18ZM112 234H113V236H112ZM135 234V233H134ZM133 234V236H135ZM170 234V233H169ZM242 234V233H241ZM117 235V234H116ZM118 235H119V233H118ZM122 235V234H121ZM120 235V236H121ZM137 235V234H136ZM151 235V234H150ZM238 235V234H237ZM22 236V235H21ZM31 236V235H30ZM104 236V237H105ZM119 236V237H120ZM129 236V235H128ZM154 236V235H153ZM239 236V235H238ZM16 237V238H15ZM32 237V236H31ZM106 237V238H107ZM115 237V236H114ZM112 238V239H117L116 237L115 238ZM124 238H125V236H123ZM137 237V236H136ZM149 237V236H148ZM95 238V239H94ZM120 238H122V237H120ZM120 238H118V240L120 239ZM128 238H130V237H128ZM133 238V237H132ZM131 238V239H132ZM135 238V237H134ZM191 238V237H190ZM230 238V237H229ZM250 239H252L253 238V236H251V237H249ZM248 238V239H249ZM31 239V238H30ZM110 238L108 237V239H107V242H108V240H109ZM131 239H130V241H131ZM136 239V238H135ZM135 239H132V240H134L135 241ZM138 239V238H137ZM172 239H173V237H172ZM185 239V238H184ZM187 239V238H186ZM233 239V238H232ZM249 239V240H250ZM254 239V238H253ZM111 240V239H110ZM234 240V239H233ZM259 240V239H258ZM257 240V241H258ZM21 241H22V239H21ZM20 241V242H21ZM101 241V242H100ZM113 241V240H112ZM115 241H117V240H115ZM115 241H113L114 243H115ZM124 241H125V239H124ZM124 241H123V243H124ZM130 241H128V242H125V243H129ZM184 241H186V240H184ZM235 241V240H234ZM259 241H263L262 240V237L260 238V240ZM96 242V241H95ZM98 242H100V243H98ZM122 242V241H121ZM217 242V244L215 245V246H213V248H212V250L210 251V252H208L207 251V248H206V250L205 251H203V252H201L202 250H204L203 248L205 247H202L201 248V251H200V253H198V254H194L193 255V253H191V259L189 260V258H190V256L189 257H187L186 256V260L185 261H183L182 262V260H180L179 259V261L178 260H176V261H172L171 259L169 260V261H172L173 262V264L174 263H176V264H217V258H215V257H220V258H223L224 256H226L229 252H231L232 250H234V249H236V247L238 246V244H241V243H243V238H242V242H238L237 244H234L232 241H231V239H221V240H219V241H216ZM236 242V241H235ZM244 242H246V241H244ZM252 242H254V241H252ZM255 242H256V240H255ZM254 242V243H255ZM110 243H112V242H110ZM122 243V244H123ZM136 243V242H135ZM137 243H138V240H137ZM262 243V242H261ZM0 244V245H1ZM120 244V243H119ZM171 244V243H170ZM185 244V243H184ZM244 244V243H243ZM263 244H264V241H263ZM109 245V246H108ZM118 245V244H117ZM116 245V243L113 245L114 247L115 246H117ZM128 245V244H127ZM136 245V244H135ZM134 245V246H135ZM138 245V244H137ZM136 245V247H138ZM242 245V244H241ZM240 246V245H239ZM1 247V246H0ZM113 247V248H114ZM130 247H132L133 248V246L132 245H130ZM145 247V246H144ZM243 247V246H242ZM116 248V247H115ZM118 248H120V245L118 246ZM126 248L127 247H125V252L128 250H126ZM129 248V247H128ZM135 248V247H134ZM141 248V247H140ZM185 248V247H184ZM190 248V247H189ZM196 248V247H195ZM110 249H111V251H110ZM136 249V250H135ZM134 250H131V249H129V250H131V252H129V250H128V252L129 253H131V255H132V252L133 251H135V252H137V250L139 249H137V248H135ZM210 249V248H209ZM143 250V249H142ZM153 250V249H152ZM139 251V253H141V251H140V249L138 250ZM143 251H145V250H143ZM185 251V250H184ZM189 251V250H188ZM187 251V252H188ZM194 251V250H193ZM120 252H122V251H120ZM123 252H124V250H123ZM197 252V251H196ZM127 253V252H126ZM128 253V254H129ZM124 254V253H123ZM123 254H120V257L121 258H123L122 257V255ZM127 254V255H128ZM138 254V253H137ZM185 254V253H184ZM109 255V256H108ZM127 255H123L124 256V258H123V260L122 261H120L119 262V256H117L118 258L117 259H119L118 260V262H117V264H132L131 263V261H130V258H128V259H126L127 257ZM130 255V254H129ZM134 255H136L135 253H134ZM139 255V254H138ZM138 255H136L137 257H138ZM192 255H193V257H192ZM140 256V255H139ZM106 257H110L109 258V260L107 261V260H105V258ZM113 257V256H112ZM129 257V256H128ZM137 257H135V259H138ZM162 257H160L159 258V260L161 259L162 260ZM228 257V256H227ZM226 257V258H227ZM103 258V259H102ZM116 258V257H115ZM148 258H150V257H148ZM154 258V257H153ZM151 259V258H150ZM223 259H225V257L223 258ZM100 260H102L101 262L102 263H99V261ZM104 260L105 261H107V262H105L104 263ZM113 260V259H112ZM134 260V259H133ZM153 260V259H152ZM165 260V259H164ZM167 260V259H166ZM188 260H189V262H188ZM233 260H235V259H233ZM163 261V260H162ZM161 261V262H162ZM186 261H187V263H186ZM134 262V261H133ZM144 262V261H143ZM160 262V263H161ZM164 262V261H163ZM162 262V264H164ZM167 262V261H166ZM165 262V263H166ZM241 262V261H240ZM246 263V262H245ZM244 263V264H245ZM139 264H141V263H139ZM145 264V263H144ZM166 264H169V262H167ZM170 264H172V263H170ZM250 264V263H249ZM260 264V263H259Z\"/></svg>",
    "mask_w": 264,
    "mask_h": 264
}]
</instances>
